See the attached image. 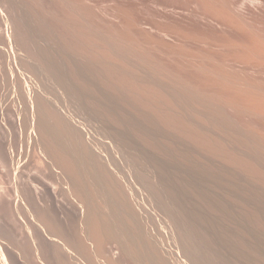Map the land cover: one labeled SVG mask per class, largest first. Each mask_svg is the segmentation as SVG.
I'll list each match as a JSON object with an SVG mask.
<instances>
[{"label":"bare ground","instance_id":"obj_1","mask_svg":"<svg viewBox=\"0 0 264 264\" xmlns=\"http://www.w3.org/2000/svg\"><path fill=\"white\" fill-rule=\"evenodd\" d=\"M7 2H9L12 5L16 6L15 8H17V4L20 2H22V0H6ZM24 1V0H23ZM30 3L33 4V1L38 2L39 4H41V7L39 9H35V10H29L30 13L33 11H35L36 13H33L32 16L36 15L37 16L40 13H44V17H48L50 20L52 18L54 19H58L59 17H61V19H64L65 17H62L60 15H62V13L64 14V9L67 10V7H64L63 5L69 6L68 10L70 11L72 6L70 5H75L73 6V9L76 6H82L81 8H88L90 10L89 13H87L88 11H86V9L83 12L86 14H90V13H97V12H93L92 7L90 8L89 2L88 1H82V0H59V1H51L50 4H46L39 2V0H28ZM41 1V0H40ZM50 1V0H49ZM91 1V0H90ZM113 2L114 3V8L111 12H100L97 13V20H112V22H116L123 24L125 27V31H127L129 33V37H130V41H133V34L131 33L132 30L139 32L140 37L142 38V40H144L143 42H145L144 44H146V46H148V51L149 54H147V57L145 55H140L139 53H137L136 55H140L145 56L146 58H148V60L150 59V57H153V50L156 51L159 55H161L162 57L160 58H165V60L163 62L160 61L159 58H157L155 60V55L152 58L154 61H150V63L154 64V65H150L149 67V63L147 62V65H144V61L146 60L145 57H143L145 60H143V63L141 65L143 68L142 69H135L134 67H129L128 65L126 66L127 68L124 69H118L117 67H112L114 65H112L113 63L116 62L117 58H120L121 56L124 57L123 55L119 56L120 54L117 55V58L115 59V56H113L112 58H109V53H107L108 56L103 57L104 55H106L104 53V55L101 57L100 59L97 58V64L98 60H104L106 57L108 58L106 61H108L109 59L111 61L114 60V62L111 63V65H107L108 68L107 69H97L95 70L93 66H80L77 64V62L74 59H69L72 68H73V73H72V80L75 83L72 85L71 82H69L68 80H66V75H65V71L64 68L62 66V63L60 61L57 62H52L50 60V58H48V54L47 57L39 55L38 52H36V63H37V69L40 71H42L43 74V81H41L42 83H44L45 85V80L47 82L50 81V83H54L55 81L58 83L59 82V86L62 89V93L67 97H70L69 95H71L73 98L77 99V102L80 100L79 99H84V96L86 98V100L88 101V103L84 100L85 102V108L84 111L87 113H90L92 115H94V117H96V119H98L101 123V127L104 130V132H106L108 135V137L111 139L115 138V142H113L111 145L114 148L115 146L117 148L120 147H125L129 150V148H135V145L132 141L133 136H131V138L129 137V132H128V128L130 129L131 126L136 127L139 125V123L141 124L140 119L144 118L145 123L147 124L146 121H148L149 124L152 125L153 131L156 133H159L163 136L165 142H167L171 147H173L178 156H177V161L179 162L180 166H181V170H179V172H174L171 170V172H174L172 174L173 178L171 175H168V173L170 172H166L168 170V168L166 167V165L164 164L165 158L161 157L160 160H158V165L161 167L158 170L161 172L160 173V177L163 178L164 180H182L185 181L189 180V182L187 181V183L189 184L191 182L192 186L186 184V186H190L191 189H187L183 191V188L180 186L179 189H181V191L178 189H176V191L174 190V193H178L179 196L181 195V197L186 196L187 193H190L191 195H189L188 197L190 198V196L194 197L193 199L198 200L201 204H195L192 203L193 206L196 208L198 207V209H196L197 211L200 212V210H202L200 207H207V209H209L208 211L212 212V214H210L213 219V214L214 219H216V216H221L217 218V220H221L218 221L219 223H221L223 225V228H221L222 230H219L217 232H225L223 237L224 242L227 244V246L229 245L231 248H233V244H235L236 246H239L240 248H245V250L240 249L239 247L234 248V249H240V250H233L234 251V256L237 257V259H235V257L232 259L237 260L238 258L248 262H251L253 264H264V0H109L108 2ZM142 2L145 4V6H147L146 4H151L154 6V9L152 8L153 13H139L138 12H134L131 11V8H134V6L136 5V2ZM25 2V1H24ZM27 2V0H26ZM48 2V1H47ZM55 2V3H54ZM88 2V3H87ZM3 3V2H2ZM99 3V2H98ZM7 4V3H6ZM9 4V5H10ZM89 4V5H88ZM3 5L5 6V4L3 3ZM143 5V4H142ZM151 5L149 7H151ZM2 6V5H0ZM4 6H2L4 8ZM144 6V5H143ZM1 8V7H0ZM3 8H1L3 10ZM80 8V7H79ZM79 8H75V9H79ZM5 9V8H4ZM10 9V8H9ZM21 9V8H20ZM151 9V8H149ZM17 10V9H16ZM71 12H75L77 10H74ZM81 10V9H80ZM1 11V10H0ZM6 11V10H3ZM1 11V12H3ZM8 11V10H7ZM18 11V10H17ZM24 11V9H23ZM26 11V10H25ZM24 11V13H25ZM68 11V14L70 13ZM0 12V13H1ZM9 12V11H8ZM11 12V11H10ZM28 12V10H27ZM66 12V11H65ZM78 12V11H77ZM80 12V11H79ZM83 12H80L81 14H83ZM21 13V12H20ZM42 13V14H43ZM67 13V12H66ZM83 14V15H85ZM5 16V14H3ZM19 15V14H18ZM31 15V14H30ZM16 16V15H14ZM12 16V17H14ZM24 16V15H22ZM19 16V17H22ZM82 16V15H79ZM11 17V16H10ZM25 17H29V14H27ZM41 17V16H40ZM43 17V15H42ZM41 17V18H42ZM84 17V16H83ZM30 18V17H29ZM33 18V17H32ZM70 18V19H69ZM66 18L69 20H71V17ZM75 20L76 18H78V16L74 17ZM99 18V19H98ZM2 19V18H1ZM22 19V18H21ZM25 19V18H24ZM23 19V20H24ZM54 19H52L54 21ZM12 20V19H11ZM35 20V19H34ZM39 20V19H38ZM80 20V19H79ZM85 20V19H84ZM90 20V19H89ZM9 21V19H8ZM15 21V20H14ZM37 21V20H36ZM60 21L59 19L54 21L56 23H60L58 22ZM65 21V19H64ZM73 21V20H71ZM86 21V20H85ZM5 22V21H3ZM25 22V21H23ZM27 22V20H26ZM25 22V23H26ZM74 22V21H73ZM84 22V21H83ZM6 23V22H5ZM28 23V22H27ZM52 23V22H51ZM50 23V24H51ZM55 23V25H56ZM66 23L67 20H66ZM70 23V22H69ZM67 25H71L70 27H75V22L74 25L72 26V22L70 24ZM78 23V22H76ZM80 23V22H79ZM47 25H41L39 24L41 27L40 31H42L43 33H48L49 34H54L56 32V28L52 27V25H48V22L46 23ZM54 24V23H52ZM57 24V26H58ZM62 25H64L61 22ZM1 25V24H0ZM11 25V22H10ZM18 25V22H17ZM24 25V24H23ZM27 25V24H26ZM60 25V24H59ZM66 25V24H65ZM64 25V26H65ZM66 25V26H67ZM82 25V24H81ZM6 27V24L4 25ZM2 26V28L4 27ZM66 26L63 28L64 31L68 32L71 31L72 34V30H74L73 28H71V30L69 29H65ZM4 27V28H5ZM14 27H16L14 25ZM22 27V26H19ZM25 27V26H24ZM63 27V26H62ZM69 27V26H68ZM83 27V26H81ZM100 27V26H99ZM98 27V28H99ZM8 29V26L6 27ZM13 28V26H12ZM27 28V27H26ZM59 29V26L57 27ZM61 28V26H60ZM78 29V27H76ZM80 28V26H79ZM102 28V27H100ZM6 29V30H7ZM18 29V27H17ZM21 30V28H19ZM25 29V28H24ZM75 29V30H77ZM2 30V29H1ZM10 30V28H9ZM61 30V29H59ZM57 30V32L59 31ZM84 30L85 27H84ZM4 31V29L2 30V32ZM11 31V30H10ZM29 31V30H27ZM63 31V30H62ZM83 31V30H82ZM80 30V33L82 32ZM100 31V30H99ZM12 32V31H11ZM14 32V30H13ZM55 33L58 36L60 35V33ZM60 32V31H59ZM87 32V31H85ZM104 31L102 30L101 33H103ZM9 33V32H8ZM22 33V32H21ZM28 33V32H27ZM30 33V31H29ZM42 34V35H45ZM88 33V32H87ZM87 33H83L85 35H87ZM14 34V33H11ZM10 34V35H11ZM17 34V33H15ZM63 34H66L63 32ZM62 33V37H65ZM70 34V35H71ZM122 33H120L121 35ZM2 35V36H1ZM5 34H0V39L3 41V39L5 40V38L3 37ZM34 35V34H33ZM67 35V34H66ZM79 35V34H78ZM105 35V34H103ZM113 37L109 39V37H99L100 40L102 42L99 41V39L97 40V45L101 44V43H105V44H110L111 46H113L114 48H118L119 44L118 42H120V37H122V35H118L117 33H113ZM27 36V35H25ZM29 36V35H28ZM53 36V35H51ZM56 36V35H55ZM72 36H74V34H72ZM81 36V35H80ZM79 36V37H80ZM120 36V37H119ZM6 37V35H5ZM15 38V36H13ZM18 37V36H17ZM40 37V36H39ZM46 37V36H45ZM61 37V38H62ZM71 37V36H70ZM69 37V38H70ZM78 37V38H79ZM124 37V36H123ZM122 37V38H123ZM3 38V39H2ZM9 38V37H8ZM21 38V37H20ZM24 38V37H23ZM28 38V37H27ZM26 38V39H27ZM43 38V37H42ZM56 38V37H54ZM68 38V39H69ZM77 37H75V43L78 45V39L76 40ZM80 38H85L80 37ZM90 38V37H89ZM32 39V38H30ZM28 39V40H30ZM41 39V38H39ZM46 39V38H44ZM43 39V40H44ZM70 39H73V37H71ZM92 40V38H90ZM16 40H18V38H16ZM15 40V41H16ZM27 40V41H28ZM47 40V39H46ZM45 40V41H46ZM49 40V37H48ZM67 40V39H66ZM65 40V41H66ZM81 40V39H80ZM85 41L88 39H84ZM95 39H93L94 42ZM123 40V39H121ZM9 41H11L9 39ZM8 41V42H9ZM42 42V39L40 40ZM70 40H68L67 42L69 43ZM72 41V40H71ZM70 41V42H71ZM89 41V40H88ZM125 41V40H124ZM1 42V41H0ZM12 42V41H11ZM10 42V43H11ZM22 42V40H21ZM25 42V41H24ZM23 42V43H24ZM32 42V40H31ZM30 42V43H31ZM35 41H33L34 44ZM66 42V43H67ZM92 42V41H89ZM122 42V41H121ZM142 41H140L141 43ZM2 43V42H1ZM20 43V42H19ZM73 43V44H75ZM87 43V41H86ZM96 43V41H95ZM3 44V43H2ZM31 44V45H33ZM44 44V43H43ZM75 44V47H77V45ZM105 44H101L102 46ZM29 45V46H31ZM37 45V42H36ZM40 45V44H39ZM47 45V44H46ZM70 45V43H69ZM143 45V43H142ZM27 46V45H26ZM34 46V45H33ZM100 46V45H99ZM102 46H100L102 48ZM107 46V45H105ZM118 46V47H117ZM121 46H125L123 45V43L121 44ZM120 46V47H121ZM28 47V46H27ZM37 47V46H34ZM82 47V46H81ZM93 47V46H92ZM96 47V46H95ZM112 47V48H113ZM145 50V45L143 46ZM5 48V47H4ZM11 48V47H10ZM9 46H7L6 49H10ZM29 48V47H28ZM43 48V47H42ZM78 48V47H77ZM104 48V47H103ZM106 48V47H105ZM108 48H110V46H108ZM113 50L115 51L116 49ZM123 48V47H121ZM120 48V51L122 52L123 50ZM153 49L152 51L149 50ZM13 48H11L10 50H12ZM17 49V48H16ZM15 49V50H16ZM26 49V48H25ZM100 50V48L98 47L97 50ZM111 49V48H110ZM109 49V50H110ZM125 49V47H124ZM19 50V49H18ZM95 49V51H97ZM112 50V49H111ZM110 50V51H111ZM119 50V49H118ZM7 51V50H6ZM14 50H12L11 52H13ZM17 51V50H16ZM15 51V52H16ZM32 51V50H31ZM102 51V50H101ZM116 50V53L120 52ZM18 54L22 53L17 51ZM48 52V51H46ZM50 52V51H49ZM48 52V53H49ZM76 52V51H75ZM79 52V51H78ZM99 52V51H98ZM103 52V51H102ZM100 52V53H102ZM120 52V53H121ZM147 52V50H146ZM152 52V53H151ZM28 53V52H27ZM31 53V52H30ZM33 55L35 53V50L32 52ZM38 53V55H37ZM81 53V52H80ZM110 53H113L112 51ZM115 53V52H114ZM113 53V54H114ZM127 53V52H126ZM135 52H133L134 54ZM144 53V52H143ZM148 53V52H147ZM155 53V54H157ZM2 54V53H1ZM5 54H7L5 52ZM13 54V53H12ZM24 54V53H23ZM22 54V55H23ZM121 54H125L124 52ZM152 54V55H151ZM4 55V54H3ZM30 55V54H28ZM27 55V56H28ZM32 55V56H33ZM76 55V54H75ZM82 55V53H81ZM101 55V54H100ZM135 55V54H134ZM138 55V56H139ZM151 55V56H150ZM6 56V55H5ZM10 56V55H9ZM19 56V55H18ZM21 56V54H20ZM54 56V55H53ZM80 56V55H79ZM84 56V55H82ZM86 56V55H85ZM89 55H87L86 57H88ZM91 56V57H90ZM89 57L95 58L94 54L90 55ZM119 56V57H118ZM136 56V57H138ZM139 56V59H141V57ZM149 56V57H148ZM13 57V56H12ZM15 57V56H14ZM23 57V56H22ZM121 60L125 59L122 58ZM88 58V59H90ZM92 58V59H93ZM104 58V59H103ZM142 58V59H143ZM17 59V58H16ZM55 59V58H52ZM59 59V58H58ZM136 59V58H135ZM138 59V62L140 61ZM141 59V60H142ZM159 59V60H158ZM87 60V59H86ZM91 60V59H90ZM89 60V61H90ZM96 60V59H94ZM94 60H91L92 62L89 63L90 65L96 64L94 63ZM118 64L122 63L123 65L127 64V61H122L120 59H117ZM126 60V59H125ZM3 61V60H2ZM7 61V60H6ZM51 61V62H50ZM104 60V62H106ZM119 61L121 63H119ZM4 62V61H3ZM2 62V63H3ZM16 62V61H15ZM23 62V61H22ZM50 62V63H49ZM96 62V61H95ZM102 62V61H101ZM101 62L99 64H101ZM109 62V61H108ZM127 62V63H126ZM142 61H140L141 63ZM17 63V62H16ZM20 62H18L17 64H19ZM88 64V62H86ZM103 63V62H102ZM107 63V62H106ZM105 63V64H106ZM110 63V62H109ZM130 64H132L131 62H129ZM167 63V64H166ZM5 64V63H4ZM31 64V63H29ZM96 64V65H97ZM98 64V65H99ZM108 64V63H107ZM121 64V65H122ZM3 65V64H2ZM104 66V63L102 64ZM133 65V64H132ZM17 66V65H15ZM33 66V65H32ZM36 66V65H35ZM101 66V65H100ZM153 66V67H151ZM10 67V66H9ZM30 67V66H29ZM99 67V66H98ZM96 67V68H98ZM105 67V66H104ZM111 67V68H109ZM122 67V66H121ZM100 68V67H99ZM34 69V68H33ZM4 70V69H3ZM36 70V71H38ZM23 72V71H21ZM28 72V71H27ZM14 74V72L12 73ZM40 74V73H39ZM112 74H114L119 82V84L115 85L114 88H112L110 85L108 87H103L98 85L96 82L97 81H109L110 82H114L116 79L115 77L113 78ZM4 75V74H3ZM17 76V74H15ZM22 75V74H21ZM6 76L8 77L7 73ZM11 76V75H10ZM14 78H17V77ZM20 76V75H19ZM42 76V75H41ZM13 77V76H12ZM12 77H10V79L12 81H14L12 79ZM21 77V76H20ZM25 77V76H24ZM22 77V79L24 78ZM45 77H47L49 80L44 79ZM29 78V79H28ZM27 78V82L25 79V82L28 87V91L26 94H22L23 97L21 98V101L23 103L26 104V106L28 105L29 108L32 109V111H39L38 108L41 106V103L47 107L49 105V108H51V110L49 111V113L47 111H45L46 115H50L49 117L51 118L53 116L54 119H57L56 117H54V115H58L60 111V107H59V111L55 110L58 107V102H57V106L54 104H52L50 101H53L50 99V97L48 96L50 93V89H48V95L45 91V89L43 90L41 83L39 81H37L34 77L29 76ZM38 79V78H37ZM57 79V80H56ZM122 79H127V81L123 80V83L128 85L129 83V79L130 81L134 80L135 83L137 82V84L131 82V85L129 86H121V80ZM132 79V80H131ZM1 80V78H0ZM16 80V79H15ZM20 80V79H19ZM23 84H24V80ZM76 81L83 85L85 87V90L79 88L76 85ZM20 82V81H19ZM113 82L111 84H113ZM117 82V81H116ZM117 82V83H118ZM127 82V83H126ZM9 83V82H8ZM13 83V82H12ZM73 83V82H72ZM133 83V84H132ZM11 84V83H10ZM15 84V83H14ZM18 84V83H17ZM21 84V82H20ZM110 84V83H109ZM114 84H116L114 82ZM57 85V84H56ZM15 86V85H14ZM54 86V84H53ZM52 86V87H53ZM19 87V86H18ZM21 87V86H20ZM48 88V86H46ZM26 88V87H24ZM45 88V87H44ZM59 88H57L58 90ZM27 90V89H26ZM50 90V91H49ZM113 90V93H112ZM20 92V91H19ZM24 92L21 90V93ZM59 92V90H58ZM15 94V93H14ZM60 93H58L59 95ZM62 96V94H60ZM59 95V96H60ZM63 95V96H64ZM53 97V95H52ZM56 97V96H55ZM54 97V98H55ZM18 98V97H17ZM20 98V97H19ZM129 98V99H128ZM133 100L134 102V108L133 110L132 107L130 109L131 111H129V109L127 108V104L129 105L128 101ZM23 99V100H22ZM57 99V98H56ZM64 99V98H63ZM72 98H70L71 100ZM66 101H68L67 99H65ZM74 101V99H72ZM71 100V101H72ZM131 100L130 105H131ZM20 101V102H21ZM43 101V102H41ZM59 101V100H58ZM21 102V103H22ZM76 102V101H75ZM76 102V103H77ZM16 103V102H15ZM18 103V102H17ZM51 103V104H50ZM65 103V102H64ZM74 103V102H73ZM132 103V104H133ZM24 104V105H25ZM54 105V107H56L54 109V107L52 106ZM59 105L61 106V103H59ZM73 105V104H72ZM126 105V106H124ZM129 105V106H130ZM133 106V105H131ZM63 108V103L62 106ZM66 107V106H65ZM64 107V108H65ZM70 107V106H69ZM80 107V105L78 106ZM125 107L128 109V111H126ZM63 108V109H64ZM75 108V107H74ZM30 109V110H31ZM41 109V108H39ZM67 109V108H66ZM79 109H82V107H80ZM27 110V109H26ZM42 110V109H41ZM40 110V112H41ZM77 110V109H76ZM31 111V112H32ZM43 111V110H42ZM57 111V112H56ZM68 109L66 110L65 114L68 113L67 112ZM126 112H131L130 114L135 116V120H131V121H127L122 115L125 116H130V114H126ZM133 111V113H132ZM27 112V111H26ZM55 113L54 115L51 113ZM71 112V111H70ZM16 113V111H15ZM22 113V112H21ZM30 113V111H29ZM28 113V114H29ZM43 112H41L42 115ZM61 113H63L61 111ZM64 114V113H63ZM64 114V115H65ZM70 115V114H68ZM77 115V114H76ZM80 115V114H79ZM24 116V115H23ZM45 116V114H44ZM59 116V115H58ZM74 116V115H73ZM82 116V115H81ZM37 117V116H36ZM47 116H45V118H42L41 116L39 117L42 119H46ZM67 117V116H66ZM64 116H59V118H62L61 120L66 121L67 119ZM75 117V116H74ZM80 117V116H79ZM92 117V116H91ZM53 118H51L53 120ZM58 118V119H59ZM71 118L70 116L68 117V119ZM28 119V118H27ZM26 119V120H27ZM49 119V118H48ZM50 119V120H51ZM55 120V121H59L60 123V119L59 120ZM94 119V118H93ZM95 119V120H96ZM47 120V119H46ZM45 120V121H46ZM72 120V119H71ZM97 120V121H98ZM143 120V119H142ZM29 121V119H28ZM41 121V120H40ZM70 121V119H69ZM115 121V122H114ZM140 121V122H139ZM47 122V121H46ZM44 122V123H46ZM67 122V121H66ZM64 122V123H66ZM72 122V121H71ZM144 122V121H143ZM23 123V122H22ZM36 123H38L36 121ZM49 126H52L54 124H52L51 122H48ZM47 123V124H48ZM52 125H51V124ZM63 123V121H62ZM68 123V122H67ZM47 124L45 125L47 127ZM57 124V123H56ZM61 124V123H60ZM58 124V125H60ZM70 124V123H69ZM74 124V123H71ZM69 126V128H71L73 130V125ZM40 125V124H38ZM42 125V124H41ZM62 125V124H61ZM60 125V126H61ZM65 125V124H63ZM67 125V128H66ZM64 127L66 129H68V124H66ZM77 125V124H76ZM83 125V124H82ZM151 125H149L151 127ZM30 126V124H29ZM37 126V125H36ZM44 126V127H45ZM75 126V125H74ZM97 126V125H96ZM99 126V128H100ZM55 127V126H53ZM57 127V126H56ZM80 127V126H79ZM95 127V125H94ZM37 128H39V126H37ZM52 129V128H51ZM75 129V128H74ZM81 129V128H80ZM100 129V130H102ZM135 130V128H133ZM133 129H131L132 131H134ZM139 129V126L138 128ZM44 130V129H43ZM46 130V129H45ZM49 130V128L47 129V131ZM57 130V129H56ZM62 132L65 131L63 129H61ZM42 131V128H41ZM52 131V130H51ZM54 131V129H53ZM60 131V130H59ZM74 131V130H73ZM97 131V130H95ZM140 131V130H139ZM151 131V129H150ZM40 132V131H39ZM43 132V131H42ZM50 132V131H49ZM61 132V133H62ZM83 132V131H82ZM137 131L135 130V133ZM44 133V132H43ZM47 133V132H46ZM65 133V132H64ZM71 133V131H70ZM129 133V134H128ZM134 133V132H133ZM134 133V134H135ZM138 133V132H137ZM150 133V132H149ZM51 134V133H50ZM53 134V132H52ZM132 134V133H131ZM130 134V135H131ZM147 135V133H145ZM45 135V133H44ZM44 135L41 137L43 138ZM48 135V134H47ZM58 135V134H57ZM56 135V136H57ZM61 135V134H60ZM72 136V133L70 134ZM93 135V134H92ZM102 135V134H101ZM133 135V134H132ZM149 135V134H148ZM143 136L145 137V141L146 138L149 136ZM52 138H54L53 135H51ZM50 136V137H51ZM65 136H67V134L65 133ZM69 136V135H68ZM74 136V134H73ZM79 136V135H78ZM76 136V137H78ZM111 136V137H110ZM135 136V135H134ZM139 136V135H138ZM29 137V136H28ZM27 137V138H28ZM39 137V138H41ZM46 137V136H45ZM58 138L60 136H57ZM85 137V136H84ZM83 137V138H84ZM106 137V136H105ZM131 139V141L129 140V138ZM136 137V136H135ZM31 138V137H30ZM47 138V137H46ZM44 138V139H46ZM49 138V137H48ZM61 138V137H60ZM68 137H66L67 139ZM70 138V137H69ZM81 138V137H80ZM78 138V140L80 139ZM143 138V137H142ZM141 138V140H142ZM72 139V137H71ZM135 139V138H134ZM55 140H58L57 138H55ZM54 140V143H56ZM62 139H59V141H61ZM75 140V138H74ZM144 140V139H143ZM150 140V139H149ZM147 140V143L148 141ZM42 141H44L42 139ZM49 141V140H48ZM53 141V140H51ZM50 141V142H51ZM73 140H71L72 142ZM112 141V140H111ZM114 141V140H113ZM137 141V140H136ZM29 142V141H28ZM49 142V143H50ZM78 142V141H77ZM100 142H102L100 140ZM131 142V143H130ZM98 143V142H97ZM141 145L143 146L145 143L140 142ZM53 144V143H52ZM58 144V142H57ZM62 144V143H61ZM74 144V143H73ZM137 144V143H135ZM143 144V145H142ZM47 145V144H46ZM72 145V144H71ZM122 145V146H121ZM138 145V144H137ZM57 146V145H56ZM59 146V145H58ZM61 146V145H60ZM115 147V148H116ZM139 147V146H138ZM59 148V147H58ZM124 148V149H125ZM147 148V146L145 147ZM63 149V146H62ZM61 149V150H62ZM138 149H141L138 148ZM144 148L142 147V150ZM97 150V149H96ZM146 150V149H145ZM131 152H133L130 149ZM140 151V150H139ZM6 151H4L5 153ZM9 152V151H8ZM14 152V151H13ZM115 152V151H114ZM149 152V151H148ZM3 153V152H2ZM0 153L2 156L3 154ZM97 153V152H96ZM134 153V152H133ZM144 153V150H143ZM142 153V154H143ZM14 154V153H13ZM69 154V153H66ZM99 154V153H98ZM116 154V152H115ZM121 154V153H120ZM123 154V152H122ZM153 154V153H152ZM117 155V154H116ZM136 155V154H135ZM146 155V153H145ZM155 155V154H154ZM154 155L152 158H154ZM4 156V155H3ZM14 156V155H13ZM125 156V155H124ZM131 157L129 158L130 161H133L135 163L136 158H134L133 160V155L131 153L130 155ZM133 156V157H132ZM139 156V155H138ZM142 156V155H141ZM158 156V155H157ZM6 157V156H5ZM11 157V155H10ZM111 157V156H110ZM117 157V156H116ZM119 157V155H118ZM137 157V156H136ZM149 157V156H146ZM156 157V156H155ZM112 158V157H111ZM125 158V157H124ZM158 158V157H157ZM3 159V158H2ZM6 159V158H5ZM10 159V158H9ZM14 159V157H13ZM51 159V158H50ZM116 159V158H115ZM123 159V158H122ZM144 159V157H143ZM12 160V159H11ZM62 160V159H61ZM64 160V159H63ZM139 161L142 160L141 158L138 159ZM147 160V159H145ZM155 160V159H154ZM4 161V160H3ZM99 161V160H98ZM127 161V159L125 160ZM153 161V160H152ZM13 162V161H12ZM115 162V161H114ZM129 162V160H128ZM127 162V163H128ZM133 162H131V164H133ZM142 162V161H141ZM149 159L147 160V165L149 163ZM157 162V161H156ZM154 162V163H156ZM65 163V162H64ZM72 163V162H70ZM126 163V164H127ZM137 163V162H136ZM140 163V162H138ZM152 163V162H151ZM8 164V163H7ZM61 164V163H59ZM69 164V163H68ZM109 164V163H108ZM114 164V163H113ZM76 165V164H75ZM79 165V164H78ZM117 165V163H116ZM113 165V166H116ZM137 165V164H135ZM146 165V166H147ZM152 165V164H151ZM155 165V164H154ZM152 165V166H154ZM7 166V165H6ZM20 166V165H19ZM18 166V167H19ZM48 166V165H47ZM55 166V165H53ZM62 166V165H61ZM60 166V167H61ZM66 166V165H65ZM83 166V165H82ZM112 166V167H113ZM132 166V165H130ZM139 166V165H138ZM69 167V166H67ZM109 167V166H108ZM134 167V166H133ZM132 167V169H133ZM145 167V166H144ZM48 168V167H47ZM54 167H51V169ZM62 168V167H61ZM70 168V167H69ZM114 168V167H113ZM149 168V167H148ZM157 168V167H156ZM49 169V168H48ZM50 169V170H51ZM55 169V168H54ZM60 169V168H58ZM67 169V168H66ZM63 170L64 172L66 171ZM81 169V168H80ZM84 169V168H83ZM107 169V168H106ZM138 170V168H136ZM135 169V170H136ZM141 169V167H140ZM143 169V168H142ZM141 169V170H142ZM145 169V168H144ZM155 169V168H154ZM60 170V171H61ZM73 170V168H72ZM76 171V168L74 169ZM89 170V169H88ZM110 170V168H109ZM112 170V169H111ZM119 170V169H118ZM49 171V170H48ZM100 171V170H99ZM105 171V170H104ZM129 171V170H128ZM67 172V171H66ZM70 172H72L70 170ZM111 172V171H109ZM114 172V171H113ZM112 172V173H113ZM130 172V171H129ZM138 172V171H137ZM141 172V171H140ZM138 172V173H140ZM147 172V171H146ZM6 173V172H5ZM52 173V172H51ZM69 173V171L67 172ZM74 173V171L72 172V174ZM76 173V172H75ZM111 173V174H112ZM135 173V172H134ZM144 173V172H143ZM154 173V172H153ZM152 173V174H153ZM159 173V172H158ZM7 174V173H6ZM63 177H64V173ZM86 174V173H85ZM91 174V173H90ZM110 174V173H109ZM116 174V173H115ZM145 174V173H144ZM149 174V173H148ZM147 174V175H148ZM157 173H155L154 175H152L151 177H147L149 181H152L153 179L151 178H155L157 180L154 179V181L158 182L161 178L158 176V178H156ZM8 175V174H7ZM13 175V172H12ZM70 175V174H69ZM78 175V174H76ZM92 175V174H91ZM100 175V174H99ZM114 175V174H113ZM117 175V174H116ZM138 175V174H137ZM9 176V175H8ZM14 176V175H13ZM60 176V175H58ZM88 176V175H87ZM101 176V175H100ZM128 177L131 175H127ZM134 176V175H133ZM3 177V176H2ZM7 177V176H6ZM15 177V176H14ZM57 177V176H56ZM72 177V176H71ZM70 177V178H71ZM76 177V176H75ZM79 177V176H78ZM77 177V178H78ZM83 177V176H81ZM95 177V176H94ZM110 177V176H109ZM138 178V176H136ZM140 178H142L143 176H139ZM112 179V177H110ZM139 178V179H140ZM145 178V177H144ZM160 178V179H159ZM34 179V178H33ZM58 179V178H56ZM61 179V178H60ZM63 179V178H62ZM61 179V180H62ZM72 179V178H71ZM75 179V178H74ZM85 179V178H84ZM107 179V178H106ZM115 179V178H113ZM122 179V178H120ZM138 179V180H139ZM35 180V179H34ZM65 180V179H64ZM67 180V179H66ZM101 180V179H100ZM103 180V179H102ZM108 180V179H107ZM128 180V178L126 179V181ZM133 178L131 179V183H132ZM141 180V179H140ZM147 180V179H146ZM2 181H4V179H2ZM32 181V180H31ZM57 181V180H56ZM75 181V180H73ZM77 183L78 180L76 179ZM80 181V180H79ZM88 181V180H87ZM105 182H107L106 180H104ZM110 181V179L108 180ZM130 181V180H129ZM128 181V183H130ZM137 181V180H136ZM144 181V180H143ZM161 181V180H160ZM167 181V183H169ZM178 181V182H180ZM4 182H8V181H4ZM3 182V183H4ZM13 182V181H11ZM26 182V181H25ZM53 182V181H52ZM51 182V184H52ZM72 182V181H70ZM94 182V181H93ZM97 182V181H96ZM112 182V181H111ZM116 182V181H115ZM140 182V181H139ZM156 182V184H157ZM24 183V182H23ZM33 183V182H32ZM54 183V182H53ZM75 183V182H74ZM73 183V184H74ZM76 183V184H77ZM80 183V182H79ZM81 183H83V180H81ZM121 183L123 184V182L121 181ZM143 183V182H142ZM154 183V182H153ZM162 182H160L161 184ZM171 183V182H170ZM173 183V182H172ZM185 183V182H184ZM14 184V183H12ZM37 184V183H36ZM50 184V185H51ZM56 184V183H55ZM61 184V183H60ZM67 184V183H66ZM66 184L64 186H66ZM71 184V183H70ZM73 184H71L73 186ZM96 184V183H95ZM108 184V182H107ZM115 185V183H113ZM118 184V183H116ZM120 184V185H122ZM125 184V182H124ZM145 184V183H144ZM164 183H162L163 185ZM176 184V183H175ZM179 184V183H178ZM21 185V184H20ZM19 185V186H20ZM59 185V184H58ZM57 185V186H58ZM63 185V184H62ZM60 185V186H62ZM79 185V184H78ZM86 185V184H85ZM97 185V184H96ZM100 185V184H99ZM106 185V184H105ZM151 185V182H150ZM165 185V184H164ZM14 186V185H13ZM16 186V185H15ZM24 186L26 187V185L24 184ZM29 187L32 185H28ZM34 186V185H33ZM37 186V185H36ZM56 186V187H57ZM83 186V185H81ZM108 186H110V184H108ZM153 186V185H152ZM156 186V185H155ZM154 186V187H155ZM167 186V185H165ZM165 186H163V188H165ZM175 186V185H174ZM177 186V185H176ZM177 186V187H179ZM187 186V188H188ZM2 187V186H1ZM23 187V186H22ZM49 187V186H47ZM55 187V186H54ZM53 187V188H54ZM63 187V186H62ZM77 186L75 185V187L70 188V190L75 189ZM98 187V186H97ZM116 189L117 186L115 185ZM124 187V186H123ZM158 187V184H157ZM175 187V188H177ZM4 188V187H2ZM13 188V187H12ZM31 188V187H30ZM37 188V187H36ZM65 188V187H64ZM108 188V187H107ZM122 188V187H121ZM120 188V189H121ZM126 188V186L124 187ZM147 188V187H145ZM7 189V188H6ZM4 189V190H6ZM11 189V188H10ZM24 189V188H23ZM49 189V188H48ZM67 189V188H66ZM112 189V188H111ZM115 189V188H114ZM161 189V188H160ZM167 189V188H166ZM169 189V188H168ZM30 190V189H29ZM28 190V191H29ZM33 190V188H32ZM51 190V189H50ZM57 190V188H56ZM90 190V189H89ZM99 190V189H98ZM106 190V189H105ZM103 190V191H105ZM124 190V189H123ZM159 190V189H158ZM158 190L156 191V193L158 194ZM164 190V189H163ZM14 191V190H13ZM16 191V190H15ZM34 191V190H33ZM40 191V190H39ZM54 191V190H52ZM58 191V190H57ZM55 191V192H57ZM62 191L64 192V190L62 189ZM77 191V189L75 190ZM74 191V192H75ZM102 191V190H101ZM128 191V190H127ZM150 191V190H149ZM172 191V190H171ZM8 192V190H7ZM12 192V191H11ZM19 192V191H17ZM30 192V191H29ZM37 192V191H36ZM48 192V191H47ZM46 192V194H47ZM119 192V191H118ZM125 192V191H123ZM151 192V191H150ZM153 192V191H152ZM186 192V193H183ZM9 193V192H8ZM25 193V192H24ZM23 193V194H24ZM31 193V192H30ZM39 193V192H38ZM45 193V192H44ZM51 193V192H50ZM59 193V192H58ZM79 193L80 192H76ZM81 193H83L81 191ZM89 193V192H88ZM102 193V192H101ZM100 193V194H101ZM119 193L120 196L119 197H123L121 196L123 193L120 191ZM118 193V194H119ZM126 193V192H125ZM172 193V192H171ZM173 193V194H174ZM10 194V193H9ZM15 194V193H13ZM12 194V195H13ZM17 194V193H16ZM15 194V195H16ZM29 194V193H28ZM60 194V193H59ZM127 194V193H126ZM156 194V195H157ZM161 194V192H160ZM172 194V195H173ZM10 195V196H12ZM20 195V194H19ZM32 195V194H31ZM39 195V194H38ZM74 195V194H73ZM95 195V194H94ZM111 195V193H110ZM114 195V194H113ZM117 195V194H116ZM124 195V194H123ZM128 195V194H127ZM153 194H151L152 196ZM167 195V194H165ZM169 195V194H168ZM188 195V194H187ZM8 197H10L9 195H6ZM14 196V195H13ZM23 196V195H22ZM30 196V195H29ZM40 196V195H39ZM79 196V195H78ZM83 197V195H81ZM85 196V194H84ZM100 196V195H99ZM102 196V195H101ZM103 196H105V194L103 193ZM118 196V195H117ZM117 196H115L117 200H121L124 201L125 199V195L124 198H118ZM158 196V195H157ZM15 197V196H14ZM14 197H12L14 199ZM33 197V196H32ZM53 197V196H52ZM76 197V196H75ZM89 197V195H88ZM94 197V196H93ZM113 197V196H112ZM132 197V196H131ZM164 197V196H163ZM171 197V196H168ZM173 197V196H172ZM171 197V198H172ZM17 198V197H15ZM19 198V196H18ZM40 198V197H38ZM80 198V196H79ZM77 198V199H79ZM101 198V197H100ZM107 198V197H106ZM111 198V197H110ZM133 198V197H132ZM155 198V197H154ZM175 198V197H173ZM185 198V197H184ZM28 199V197H27ZM31 201V198H29ZM35 199V198H33ZM37 199V198H36ZM76 199V198H75ZM83 199V198H81ZM79 199V200H81ZM97 199V198H96ZM94 199V200H96ZM112 199V198H111ZM124 199V200H123ZM166 199V198H165ZM169 201L170 198H168ZM178 199V198H177ZM11 200V199H10ZM26 200V199H25ZM88 200V199H86ZM91 200V199H90ZM88 200V201H90ZM110 200V199H109ZM114 200V199H113ZM128 199L125 200V204H126V208L128 209L127 211L129 212V210L131 211H135L133 208V204L129 202ZM132 200V199H131ZM157 200V198H156ZM175 200V199H174ZM181 200V199H179ZM185 200V199H183ZM188 200V199H187ZM8 201V200H7ZM14 200H11V202H13ZM23 201V200H22ZM35 201V200H33ZM77 201V200H76ZM84 201V200H83ZM93 200H91L92 202ZM106 201V200H105ZM135 201V200H134ZM162 201V200H161ZM166 201V200H165ZM173 201V200H172ZM178 201V200H176ZM29 202V201H28ZM27 202V203H28ZM32 202V201H31ZM96 202V201H95ZM107 202V201H106ZM136 202V201H135ZM167 202V201H166ZM182 202V201H181ZM188 202V201H186ZM194 202V201H193ZM5 203V202H4ZM8 203V202H7ZM36 203V202H35ZM85 205V202H83ZM82 203V204H83ZM89 203V202H88ZM123 203V202H121ZM120 203V204H121ZM179 203V202H178ZM26 204V202L24 203ZM32 204V203H31ZM81 204V203H79ZM95 204V203H92ZM98 204V203H97ZM99 204L101 205L100 201ZM98 204V205H99ZM110 205V203H107ZM114 204V203H113ZM117 205V203H115ZM171 204V203H170ZM181 204V203H180ZM179 204V205H180ZM189 204V203H188ZM8 204H6L7 206ZM14 205V204H13ZM12 205V206H13ZM35 205V204H34ZM76 205V203H75ZM83 205V206H84ZM128 205V206H127ZM136 205V203H135ZM11 206V205H10ZM30 207H32L31 205H28ZM37 206V205H35ZM77 206V205H76ZM75 206V207H76ZM82 206V205H81ZM91 206V204H90ZM96 206V205H95ZM94 206V207H95ZM102 207L104 206V204L101 205ZM176 206V205H175ZM178 206V205H177ZM182 206V205H181ZM190 206V205H189ZM200 206V207H199ZM34 207V206H33ZM39 207V206H38ZM74 207V209H75ZM80 207V206H79ZM87 207L84 206L82 207L83 209ZM89 207V205H88ZM92 207V206H91ZM90 207V208H91ZM93 207V209H94ZM116 207V206H115ZM120 207V206H119ZM124 206H122L123 209ZM141 207V206H140ZM180 207V206H179ZM192 207V206H190ZM11 208V207H10ZM19 208V207H18ZM27 208V207H26ZM42 208V207H41ZM46 208V207H45ZM44 208V209H45ZM81 208V207H80ZM90 208L87 210L91 211ZM113 208V207H112ZM173 208V207H172ZM175 208V207H174ZM182 208V207H181ZM180 208V209H181ZM25 209V208H23ZM34 208H32V211ZM37 209V208H36ZM40 209V207H39ZM43 209V208H42ZM78 209V208H77ZM104 209V208H103ZM119 209V208H118ZM117 209V210H118ZM137 209V208H136ZM183 209V208H182ZM16 210V209H15ZM73 210V207H72ZM80 210V209H79ZM86 210V209H85ZM84 210V211H85ZM98 210V209H97ZM138 210V209H137ZM136 210V211H137ZM191 210V209H190ZM193 210V209H192ZM191 210V211H192ZM28 211V210H27ZM43 211V210H41ZM46 211V209H45ZM51 213H53L52 209L50 210ZM55 211V210H54ZM78 210H76L77 212ZM82 211V210H81ZM80 211V212H81ZM88 211V212H89ZM96 211V210H95ZM94 211V212H95ZM108 211V210H107ZM109 211H112L109 209ZM114 211V210H113ZM121 211V210H120ZM126 211V212H127ZM130 211V212H131ZM176 211V210H175ZM180 211V210H179ZM182 211V210H181ZM186 211V209H185ZM207 211V210H206ZM31 212V211H30ZM36 212V211H35ZM39 212V211H38ZM100 212V210H99ZM106 212V211H105ZM124 212V211H123ZM124 212V213H126ZM139 212V211H138ZM198 212V213H199ZM209 212V213H210ZM82 213L84 214V212L82 211ZM81 213V214H82ZM98 213V211H97ZM101 213V212H100ZM104 213V212H103ZM101 213V214H103ZM107 213V212H106ZM122 213V214H124ZM183 213V212H182ZM187 213V211H186ZM185 213V214H186ZM190 213V211H189ZM31 214V213H30ZM36 214V213H35ZM38 214V213H37ZM41 214V213H40ZM45 214V213H44ZM77 214V213H76ZM75 214V215H76ZM94 214V213H92ZM108 214V213H107ZM106 214V215H107ZM112 214V213H111ZM116 214V213H115ZM118 214V212H117ZM122 214H120L122 216ZM140 214V213H139ZM173 214V213H172ZM194 214V213H193ZM205 214V213H204ZM218 214V215H217ZM39 215V214H38ZM42 215V214H41ZM49 215V213H48ZM47 214L45 216H48ZM55 215V213L53 214ZM72 215V214H71ZM106 215H104L106 217ZM113 215V214H112ZM126 215V214H125ZM133 216L132 217V221L134 220V223H136L137 221H141L140 217H138L137 213H132ZM168 215V214H167ZM171 215V214H170ZM176 215V213L174 214ZM188 215V214H186ZM190 216L192 215L189 214ZM36 216V215H35ZM34 216V217H35ZM44 216V215H43ZM41 218V220H43L45 218ZM56 217L58 216L57 214L55 215ZM80 216V215H79ZM88 216V215H87ZM103 216V217H104ZM109 216V215H108ZM127 216V215H126ZM129 216V215H128ZM180 216V215H179ZM201 216V215H199ZM53 217V216H51ZM49 217V218H51ZM55 217V218H56ZM72 219V216H70ZM98 217V216H96ZM100 217V216H99ZM102 217V218H103ZM110 217V216H109ZM170 217V216H169ZM47 218V217H46ZM54 218V217H53ZM75 218V217H74ZM73 218V219H74ZM78 218V216H77ZM82 218V217H81ZM116 218V217H115ZM114 218V219H115ZM121 218V217H119ZM123 218V217H122ZM121 218V219H122ZM124 218H126L124 216ZM174 218V217H173ZM180 218V217H178ZM201 218V217H200ZM207 218V217H206ZM30 219V218H28ZM59 219V218H58ZM80 219V218H78ZM105 219V218H104ZM110 219V218H108ZM183 219V218H182ZM181 219V220H182ZM190 219V218H189ZM203 219V218H202ZM40 220V219H39ZM52 219H50L51 221ZM87 220V219H86ZM92 220V219H91ZM170 220V219H169ZM191 220H193L191 218ZM31 221V220H30ZM44 221V220H43ZM40 222V223H43ZM54 221V220H53ZM72 221V220H71ZM75 221V220H74ZM81 221V220H79ZM85 221V220H84ZM83 221V222H84ZM89 222V220H87ZM98 221V219H97ZM108 223V220H106ZM106 221L104 220V225L106 224ZM121 221V220H120ZM119 221V222H120ZM130 221V220H129ZM136 221V222H135ZM196 221V220H195ZM216 221V220H215ZM29 222V221H28ZM27 222V223H28ZM45 222V221H44ZM49 222V221H48ZM87 222V223H88ZM101 222V220H100ZM115 222L114 220L112 221ZM128 222V221H127ZM137 222V223H138ZM144 222V221H143ZM142 222V223H143ZM181 222V221H178ZM183 222V221H182ZM187 222V221H185ZM190 222V221H188ZM201 222V221H200ZM2 223V222H1ZM4 223V222H3ZM2 223V224H3ZM36 223V222H35ZM50 223V222H49ZM54 223V222H53ZM62 223V221H61ZM72 223V222H71ZM74 223V222H73ZM81 223V222H80ZM86 223V222H85ZM91 223V222H90ZM94 223V221H93ZM132 225H134L133 222H131ZM135 224L137 227L139 226L138 224ZM140 222V224H142ZM173 223V222H172ZM194 224V222H191ZM212 223V222H211ZM210 223V224H211ZM218 223V224H219ZM46 224V223H45ZM44 224V225H45ZM48 224V223H47ZM59 224V223H58ZM64 224V223H63ZM77 224V223H76ZM75 224V225H76ZM92 224V223H91ZM99 224V222H98ZM97 224V225H98ZM103 224V222H102ZM101 224V228L102 225ZM110 224V223H108ZM122 223H120L121 225ZM196 224V222H195ZM217 224V222H216ZM217 224V226H218ZM30 225V224H29ZM34 225V224H33ZM38 225V224H37ZM43 225V224H42ZM49 225V224H48ZM46 225V227L48 226ZM72 225V224H71ZM94 225V224H93ZM92 225V229L95 228ZM107 225V224H106ZM105 225V226H106ZM115 225V224H114ZM118 225V223H117ZM119 225V226H120ZM125 225V230H126V224ZM134 225V226H135ZM145 225V224H143ZM185 225V224H183ZM201 225V224H199ZM220 225V224H219ZM3 226V225H2ZM6 226V224L4 225ZM40 226V225H39ZM60 226V225H59ZM85 226V225H84ZM91 226V225H90ZM112 229H113V225ZM135 226V227H136ZM190 226V225H188ZM192 226V224H191ZM197 226V225H196ZM221 226V225H220ZM9 227V226H8ZM11 227V226H10ZM31 227V226H30ZM34 227V226H33ZM45 227V228H46ZM50 227V226H49ZM62 227V224H61ZM107 228L109 227L106 226ZM124 228V226L122 225L121 228ZM130 227V226H129ZM134 227V228H135ZM136 227V228H137ZM141 227L143 228V226L141 225ZM138 228L139 229L141 228ZM156 227V226H155ZM177 227V226H176ZM235 228L236 232H238V234L234 235L233 230L231 228ZM5 228V227H4ZM52 228V226H51ZM53 227L52 231H54ZM58 228V227H57ZM56 228V229H57ZM60 228V227H59ZM87 228V227H86ZM91 228V227H90ZM99 227L100 230L101 229ZM110 228V227H109ZM119 228V227H118ZM120 228V229H121ZM132 228V227H131ZM135 228V229H136ZM152 228V227H151ZM157 228V227H156ZM155 228V229H156ZM178 228V227H177ZM207 228V227H206ZM218 227H216L217 229ZM220 228V227H219ZM238 230H237V229ZM48 232L50 233L49 228ZM61 229V228H60ZM62 229H64L62 227ZM96 229V228H95ZM104 229V228H102ZM101 229V230H102ZM106 229V228H105ZM117 229V227H115L113 229V232L110 229L112 233L111 236H107L111 240H117L120 241V238H122L121 240L123 241V233H124V229L120 230V233L122 234L121 237L119 238L120 235L115 234V230ZM145 229V227H144ZM153 229V228H152ZM154 230V233L157 232ZM160 229V228H159ZM185 229V227H184ZM190 229V228H189ZM202 229V228H201ZM210 229V228H209ZM4 229H2L3 232ZM30 230V229H29ZM33 230V228H32ZM36 230V229H35ZM42 230V229H41ZM77 230L79 231L80 229L77 228ZM84 230V229H83ZM124 230V231H123ZM132 230V229H131ZM141 230V229H140ZM179 230V229H178ZM188 230V229H187ZM194 230V229H193ZM192 230V231H193ZM224 230V231H223ZM9 231V230H8ZM40 231V230H39ZM38 231V232H39ZM55 234L57 235V231L55 230ZM65 231V230H64ZM62 231V233L64 232ZM75 231V230H74ZM103 231V230H102ZM130 231V230H129ZM133 231V230H132ZM137 232V230H134ZM148 231V230H147ZM160 231V230H159ZM158 231V232H159ZM162 231V230H161ZM190 231V230H189ZM27 232V231H26ZM37 232V231H36ZM45 233V231H43ZM67 232V229H66ZM65 232V233H66ZM73 232V231H72ZM71 232V233H72ZM77 232V231H76ZM75 232V233H76ZM89 232H94V231H88ZM97 232V231H96ZM109 231H104V235L105 233L110 234ZM127 230L125 231V234L127 235L126 242L121 241V244H125L124 246L126 247H122V251L125 250L127 253L125 254H129L132 258H135L137 260H141L142 256H143V250L141 251L140 247L144 244H139L140 247H136L135 246V241L130 239ZM134 232V233H136ZM141 232V231H140ZM153 232V231H152ZM150 232V233H152ZM187 233V231H185ZM204 232V231H203ZM215 232V231H214ZM213 232V234H214ZM42 233V232H41ZM53 233V232H52ZM77 233H80L77 232ZM119 233V230L118 232ZM130 233V232H129ZM133 232H131L132 234ZM143 233V231H142ZM146 233V230H145ZM181 233V232H180ZM190 233V232H189ZM193 233V232H192ZM212 233V232H211ZM11 234V233H10ZM9 234V235H10ZM14 234V233H13ZM32 234V233H31ZM91 234V233H90ZM103 234V232H102ZM139 233H137V236ZM156 234V233H155ZM153 234V235H155ZM162 234V233H161ZM184 234V233H183ZM183 234L181 236H183ZM217 234V233H216ZM220 234V233H219ZM15 235V234H14ZM36 235V234H34ZM38 235H40L38 233ZM55 235V236H56ZM59 235V233H58ZM67 235V234H65ZM69 235V234H68ZM74 235V233H73ZM135 235V234H134ZM142 235V234H141ZM149 235V234H148ZM151 235V234H150ZM196 235V234H195ZM218 235V234H217ZM8 236V235H7ZM41 237L43 235H40ZM39 236V237H40ZM45 236V234H44ZM61 237L65 238L64 235H60ZM85 236V235H84ZM83 236V237H84ZM87 236V235H86ZM103 236V235H101ZM106 236V235H105ZM186 236V234L184 235ZM187 236L190 237L189 234H187ZM221 236V237H222ZM5 237V236H4ZM9 237V236H8ZM28 237V236H27ZM47 237V236H46ZM81 237V236H80ZM89 237V236H88ZM94 237V235H93ZM142 237V236H141ZM143 237H147V236H143ZM142 237V239H144ZM158 237V236H157ZM162 237V236H161ZM165 237V235L163 236V238ZM178 237V236H177ZM189 237H186V240L189 239ZM194 237V236H193ZM216 237V236H215ZM218 238L220 237L219 235L217 236ZM32 238V237H31ZM31 238H27L31 239ZM36 238V237H35ZM56 238V237H55ZM59 238V236H57V239ZM70 238V237H69ZM101 238V237H100ZM125 238V236H124ZM134 238V236H133ZM138 238V237H136ZM135 238V240H136ZM140 238V237H139ZM156 238V236H155ZM174 238V237H173ZM188 238V239H187ZM192 238V237H191ZM40 239V238H39ZM38 239V240H39ZM50 239V238H49ZM68 239V238H67ZM66 239V240H67ZM83 239V238H81ZM80 239V240H81ZM98 239V238H97ZM96 239V241H97ZM103 239V238H102ZM149 239V238H148ZM176 239V238H175ZM213 239V238H212ZM211 239V240H212ZM37 240V239H36ZM61 240V239H60ZM65 240V239H63ZM69 240V239H68ZM73 240V239H72ZM88 240V239H87ZM92 240V238H91ZM110 240V243H111ZM139 240V239H137ZM136 240V241H137ZM141 240V239H140ZM139 240V242H141ZM145 240V239H144ZM185 240V239H184ZM186 240L184 242H186ZM195 239H193L194 241ZM215 240V239H213ZM218 240V241H217ZM216 241L219 243V239H217ZM221 240V239H220ZM2 241V240H1ZM30 241V240H29ZM45 241V240H44ZM58 242H60L59 240H57ZM71 241V240H70ZM78 241V240H77ZM76 241V243H77ZM94 241V240H93ZM94 241V242H96ZM102 241V240H101ZM101 241L99 243H101ZM104 241V240H103ZM163 241V240H161ZM173 241V239H172ZM191 241V240H189ZM188 241V242H189ZM198 241V240H197ZM215 241V242H216ZM14 242V240H13ZM48 242V241H47ZM51 242V241H50ZM65 242V241H64ZM72 242V241H71ZM81 242H85V241H81ZM145 242V241H144ZM158 242V241H157ZM187 242V243H188ZM195 242V241H194ZM17 243V242H16ZM43 243V242H42ZM40 242V244H42ZM63 243V242H62ZM87 242H85L86 244ZM97 243V242H96ZM120 243V242H119ZM146 243V242H145ZM159 243V242H158ZM173 243V242H172ZM9 244V243H8ZM15 244V243H14ZM21 244V243H18ZM47 244V243H46ZM45 244V245H46ZM49 244V243H48ZM69 244V243H68ZM80 244V242H79ZM84 244V246H85ZM95 244V243H94ZM114 244V242H113ZM149 241H148V245H149ZM154 244V243H153ZM161 244V243H160ZM2 245V244H1ZM0 245V246H1ZM6 245V244H5ZM12 245V243H11ZM29 245V244H28ZM52 245V244H51ZM55 245V244H54ZM70 245V244H69ZM83 245V243H82ZM92 245V244H91ZM89 245V246H91ZM97 245V244H96ZM100 245V244H99ZM104 245V243H103ZM106 245V244H105ZM159 246V244H157ZM184 245V244H183ZM215 244L213 243V246ZM222 245V244H221ZM234 245V246H235ZM4 246V245H3ZM7 246V245H6ZM10 246V245H9ZM24 246V245H21ZM34 246V245H33ZM42 245H40L41 247ZM44 246V245H43ZM67 246V245H66ZM73 246V245H71ZM71 246H69V248H71ZM88 244L87 247L89 248ZM109 246V245H107ZM106 246V247H107ZM118 246V244H117ZM155 246V245H154ZM210 246V245H209ZM223 246V245H222ZM235 246V247H236ZM5 247V246H4ZM39 247V246H38ZM39 247V248H40ZM52 247V246H51ZM55 247V246H54ZM61 247V246H60ZM79 247V246H78ZM99 247V246H98ZM101 247V246H100ZM144 247V246H142ZM148 247V246H147ZM151 247V246H150ZM156 247V246H155ZM184 247V246H183ZM2 248V247H0ZM20 248V247H19ZM30 249L31 246L29 247ZM37 248V246H36ZM43 248V247H41ZM45 248V247H44ZM47 248V247H46ZM50 247H48L49 249ZM56 248V247H55ZM74 248V247H73ZM82 248V247H79ZM84 248V247H83ZM82 248V249H83ZM91 248V247H90ZM97 248V246L95 247V249ZM105 248V247H104ZM108 248V247H107ZM145 248V247H144ZM142 248V249H144ZM157 248V247H156ZM173 247H171L172 249ZM179 248V247H178ZM182 248V246H181ZM219 248V247H218ZM217 248V250H218ZM221 248V247H220ZM219 248V249H220ZM223 248V247H222ZM6 249V248H5ZM59 249V247H58ZM67 249V248H65ZM64 249V250H65ZM72 249V248H71ZM110 248H108L109 250ZM120 249V248H119ZM118 249V250H119ZM151 249V248H149ZM159 249V248H158ZM176 249V247H175ZM186 249H189L186 248ZM185 249V250H186ZM210 249V248H209ZM2 250V249H1ZM42 250V249H41ZM64 254H66V252L69 250H67L66 252H64ZM75 250V249H74ZM79 250V249H78ZM89 251L91 249H88ZM93 250V249H92ZM98 250V249H97ZM106 249H104V253H106L105 251ZM146 250V249H145ZM144 250V252H146ZM152 250V249H151ZM150 250V251H151ZM157 250V249H156ZM160 250V249H159ZM167 250V249H166ZM173 250V249H172ZM171 250V251H172ZM184 250V251H185ZM214 250V249H213ZM212 250V251H213ZM226 250V249H225ZM30 251V250H29ZM34 251V250H33ZM47 251V250H46ZM53 251V250H52ZM56 251V250H55ZM59 251V250H57ZM73 251V249H72ZM84 251V250H83ZM87 251V250H85ZM112 251V250H111ZM108 251V252H111ZM120 251V250H119ZM124 251V252H125ZM154 251V250H153ZM176 251V250H174ZM172 251V252H174ZM216 251V250H215ZM224 251V250H223ZM230 250H228L229 252ZM241 251V252H239ZM32 252V251H31ZM45 252V250H44ZM43 252V253H44ZM80 252V251H79ZM88 252V251H87ZM92 252V251H91ZM99 252H101V250H99ZM123 252V254H124ZM164 252V251H163ZM162 252V253H163ZM168 252L165 251V253ZM186 252L188 253L189 251L186 250ZM217 252V251H216ZM220 252V251H219ZM5 253V252H4ZM30 253V252H29ZM36 253V252H34ZM33 253V254H34ZM51 253V251H50ZM57 253V252H56ZM70 253V252H68ZM77 253V252H76ZM75 253V254H76ZM81 253V252H80ZM93 253V252H92ZM148 255V258L150 257V255H152V252H146ZM150 253V255L148 254ZM177 253V251H176ZM176 253L174 255H176ZM179 252L177 255L180 256L177 258V256L173 259L174 263L176 264V260L177 259H181L183 256L180 255ZM185 253V252H184ZM183 253V254H184ZM185 253V254H187ZM208 253V252H207ZM212 253V252H211ZM221 253V252H220ZM31 254V255H33ZM41 254V253H40ZM48 254V253H47ZM53 254V253H52ZM51 254V255H52ZM58 254V253H57ZM72 254V252L70 253ZM74 254V252H73ZM78 254V253H77ZM84 254V253H83ZM87 254V253H85ZM90 254V252H89ZM98 254V251H97ZM96 254V255H97ZM103 254V253H100ZM112 254V253H111ZM119 254V253H118ZM158 254V253H157ZM157 254L155 255V257H157ZM232 254V253H230ZM54 255V254H53ZM53 255L50 258L53 257ZM67 255V254H66ZM99 255V254H98ZM113 255V254H112ZM111 255V258L113 260V256ZM126 255V256H127ZM189 255V254H188ZM226 255V253L224 254ZM42 256V255H41ZM45 256V255H44ZM58 256V255H57ZM88 256V255H86ZM92 256V255H90ZM110 256V255H109ZM116 256V254H115ZM118 256V255H117ZM116 256V257H117ZM124 256V257H126ZM144 256H146V254H144ZM167 256V255H166ZM182 256V257H181ZM187 256V255H186ZM228 256V255H227ZM32 257H35L32 256ZM46 257V256H45ZM55 257V255H54ZM67 257V256H66ZM79 257V256H78ZM81 257H84L81 256ZM80 257V258H81ZM89 257V256H88ZM96 257V256H95ZM99 257H102L99 255ZM123 257V258H124ZM128 257V256H127ZM152 257V256H151ZM172 257V256H171ZM185 257V256H184ZM226 257V256H225ZM223 258V259H227V258ZM231 257V256H229ZM63 258V257H62ZM92 258V257H91ZM107 259L109 257H106ZM130 257H128L127 259H129ZM131 258V259H132ZM154 258V257H153ZM161 258V256L159 257ZM166 258V257H165ZM177 258V259H176ZM187 258V257H185ZM191 258V257H190ZM189 259L188 262H189ZM210 258V257H209ZM216 258L217 255H216ZM220 258V257H219ZM218 258V260H219ZM36 259V258H35ZM38 259V258H37ZM43 259V258H42ZM41 259V261H42ZM48 259V258H46ZM57 259V258H56ZM59 259V258H58ZM64 259V258H63ZM71 259V258H70ZM77 259V258H76ZM85 259H87V257H85ZM84 259V260H85ZM94 259V258H93ZM99 259V258H98ZM156 259V258H155ZM162 259V258H161ZM160 260V262L162 264H167L169 263L168 260L165 261L164 257L163 259ZM169 259V256H168ZM173 259L172 262L170 264H174L173 263ZM208 259V258H207ZM231 259V258H230ZM231 259V260H232ZM34 260V258H33ZM55 259H53L54 261ZM62 260V259H60ZM74 260V259H73ZM80 260V259H78ZM92 260V259H91ZM96 260V259H94ZM102 260V259H101ZM109 260V259H108ZM111 260V259H110ZM125 259V261H128ZM134 260V259H133ZM132 260V261H133ZM135 261L138 262L139 261ZM146 263L148 262L147 256L145 259ZM153 260V259H152ZM185 260V259H184ZM186 260V262H187ZM193 260V258H192ZM192 260H190L192 262ZM49 261V260H48ZM52 261V260H51ZM49 261V262H51ZM52 261V262H53ZM70 261V260H69ZM98 261V260H97ZM144 261V258H143ZM151 261V258L149 260ZM156 261V260H155ZM182 260H180L181 262ZM229 261V258H228ZM233 261V260H232ZM37 262V261H36ZM47 262V264L49 263ZM56 262V261H55ZM63 262V261H62ZM60 261V263H62ZM68 262V259H67ZM90 262V260H89ZM92 262V261H91ZM124 262V261H123ZM158 262V261H157ZM178 262V260H177ZM184 262V261H183ZM182 262V264H183ZM194 262V261H193ZM219 262V261H218ZM221 262V261H220ZM226 261H224L225 263ZM236 262V261H235ZM242 262V261H240ZM46 263V261H45ZM70 263V262H69ZM66 263V264H69ZM93 263V262H92ZM140 263V262H139ZM156 263V262H155ZM179 263V262H178ZM185 263V262H184ZM223 263V264H224ZM229 263V262H227ZM250 263V264H251ZM34 264V263H33ZM38 264V263H37ZM41 264V262H40ZM72 264V261H71ZM77 264V263H76ZM85 264V263H84ZM90 264V263H89ZM95 264V263H94ZM112 264V263H111ZM126 264V262H125ZM128 264V263H127ZM133 264V263H132ZM141 264V263H140ZM144 264V263H142ZM149 264V262H148ZM160 264V263H159ZM185 264H189V263H185ZM195 264V262L193 263ZM197 264V263H196ZM220 264V263H219ZM226 264V263H225Z\"/></svg>","mask_w":264,"mask_h":264},{"label":"rangeland","instance_id":"obj_2","mask_svg":"<svg viewBox=\"0 0 264 264\" xmlns=\"http://www.w3.org/2000/svg\"><path fill=\"white\" fill-rule=\"evenodd\" d=\"M25 1V2H24ZM22 0V2L20 3H18L17 4V8H15L16 6H14V5H12L11 6V4L9 3V2H7L6 0H0V5H2V6H4L3 5V3L5 4V6H4V8L2 7V6H0L1 8H3V10H6V11H3L1 8H0V10L1 11H3V12H1L0 13V34H5L6 35V37H5V35L3 36L4 38H5V40L3 39V41L0 39V41L3 43H1L0 42V78H1V80H0V153H2L3 155L2 156H0V164L2 163V162H8V163H13V164H15V165H17V168L14 170L15 171V173L17 174V176H21L22 175V173L23 172H26V171H29V173H30V175H33V177H34V183H35V202H36V208H35V219H36V222L38 221V218H40V216H41V218H42V216L44 215H48V213H49V215L48 216H45V218H44V216H43V218L46 220V221H49L48 223H49V230H50V233L49 232H47V237L45 236L44 238H42V239H39L38 240V234H37V232L35 233L36 234V239L39 241V245H42L41 247H43V248H34V249H32V250H27V252L30 254V257H29V264H40V262H41V264H47V262H49V261H53V259H55L53 262L51 261V262H49L48 264H66V263H69V264H71V261H72V264H125V262H126V264L128 263V264H137V262H135L137 259H135V258H132L129 254L127 255V254H125V253H127L125 250H123L122 251V247L124 246V245H126V243H127V241H124V240H126V237H127V235L125 234V231L127 230V232H128V235H129V237H130V239H132V240H134L135 242V246L136 247H140V245L139 244H143L142 246H144V247H140V249H141V251L143 250V256H142V259L141 260H137V261H139L141 264L142 263H144V264H148V262H149V264H151V262L149 261L150 260V258H151V261L152 262H154V263H152V264H162L161 262H160V260L159 259H163V257H164V259H165V261H167L168 260V262L169 263H167V264H170L171 262H172V260L171 259H173V258H175L176 256H177V258L178 257H180V256H178L179 254V252H182V253H180V255H182L181 257V259L179 258V259H177L178 260V262H177V260H176V264H182V262L184 261L185 263H189V264H193L194 262H195V264L197 263V264H223L224 263V261H226L225 263L226 264H250L251 262H248V261H243V260H241V259H239L238 258V261L237 260H234V259H232V256H233V258L235 257V259H237V257L236 256H234V251L233 250H240V249H242V250H245V248H240L239 246H236L235 244H233V248H231L229 245L227 246V244L224 242V240H223V237L224 236H222V235H224L225 234V232H217L218 231V229L219 230H222L221 228H223V225L221 224V223H219L218 221H220L221 222V220L219 219V220H217V218L218 217H220L221 218V216L219 215V216H216L217 218L216 219H214V214H213V219L211 218L212 216L210 215V214H212V212H210V211H208L209 209H207V207H200L202 210H200V212L199 211H197L196 209H198V207H194L193 206V204L192 203H195V201H196V203L195 204H201L198 200H196V199H193L194 197H192V196H190V198L188 197L189 195H191L190 193H187L186 194V196H184L183 195V197H181V195H179V196H176V195H178V193L176 192V193H174V190L176 191V189H177V191H178V189L180 188V186L183 188L184 186H186V184H188L187 183V181L189 182V180H186L185 179V181H183L182 182V180L180 181V180H173V179H171V181L169 180H167L169 183H167V181L166 180H164L163 181V178H161L160 177V171L158 170L159 168H161L158 164V160H160V158L161 157H164L165 158V161H164V164L166 165V167L168 168V170L166 171V172H170V173H168V175H171L172 176V178H173V175L174 174H172V173H174V172H179V170H181V166H180V164H179V162L176 160L177 159V156H178V154H177V152H176V150L173 148V147H171L167 142H165V140H164V138H163V136L161 135V134H159V133H156V132H154L153 131V128H152V125L151 124H149L148 123V121H146L147 122V124L145 123V120H144V118H142V119H140V121H141V124L139 123V129H136V128H138V126H136V127H133V128H135V130L138 132H136L135 133V130L131 127V126H128V127H130V129L128 128V132L131 134H129V137L131 138V136H133V138H132V141H133V143H134V145H135V148H129V150L127 149V148H125L124 146L123 147H120L119 146V148H117L116 146V148L114 147H112V143L113 142H115V138H112L111 136V139L108 137L109 135L106 133V132H104V130L102 129V127L100 126L101 125V123H100V121L98 120V119H96V117H94V115H92V114H90V113H87V112H85L84 111V108H85V102H84V100L88 103V101L86 100V98H85V96H84V99H79L80 100V102L78 101L77 102V99H75V98H73L71 95H69L70 97H66L63 93H62V89L60 88V86H59V82L57 83L56 81L54 82V83H51V84H48V83H50V81L49 82H47L46 80H45V85H44V83H42L41 81H43V79H42V77H43V74H42V71L40 70H38L37 69V63H36V60H35V58L37 57L35 54H36V52H38L39 53V55H42V56H45L46 55V57H47V54H48V58H50V60L52 61V62H57V61H60L61 63H62V66H63V68H64V71H65V75H66V80H68L69 82H71V84L73 85L74 84V86H75V83H74V81L71 79L72 78V73H73V68H72V65H71V63H70V61H69V59H74L76 62H77V64L78 65H80V66H86V65H89L90 67L91 66H93V67H95L94 69L95 70H97V69H107L108 68V66L107 65H111V63L112 62H114V60L113 61H111L110 59L108 60V61H106L108 58L106 57L104 60L108 63H106V62H104V60H98V61H102L103 63H104V66L102 65L103 63L101 62V64H99L100 62H98V64H97V58H101L103 55H104V53L106 54V55H104L103 57H105V56H108L107 55V53H109V55H112V56H109V58H112L113 56H115V59L117 58V55L118 54H120L119 56H121V55H123L124 57H122V58H125L124 60L122 59L121 60V57L120 58H117V59H120L121 60V62L122 61H129V62H131L132 64H130L129 62L127 63V64H125V65H123L120 61H119V63H121V64H118V60L116 59V62L115 63H113L112 65H114V66H112V67H117L118 69H124V68H127L126 66L128 65L129 67H134L135 69H142L143 67L142 66H144L145 64L147 65V62L146 61H148V65H149V67H150V65H154L153 63L151 64L150 63V61L152 60V61H154L152 58L154 57V55H155V60L157 59V58H159L160 59V61L161 62H163L164 60H165V58H160V57H162L161 55H159L156 51H154L153 49H150L149 48V50L150 51H152L153 50V53L155 52V53H157V54H153V57L151 58L150 57V59L148 60V58H146L147 57V54H149V51H148V46H146V44H144L145 42H143L144 40H142V38L140 37V35H139V32H137L136 33V31H133L132 30V34H133V41H130V37H129V33L127 32V31H125L126 29H125V27H124V25L123 24H120V23H117L116 24V22L114 23V22H112V20H97V13H100V12H105V13H107L108 11L109 12H111L112 10H113V8H114V3L113 2H108L109 0H82V1H88L89 2V7L91 8L92 7V9H93V12L95 13V12H97V13H95V14H93V13H90L89 15L87 14V13H89L90 12V10L87 8H81L82 6H76L75 8H79V9H75L74 8V10H77V11H75V12H71V10L73 9V6H75V5H70V6H72V7H70L71 8V10L69 11L68 10V8H69V6H66V5H63L64 7H67V10L66 9H64L65 11H64V14L62 13V15H60V16H62V17H65L64 19H65V21H64V19H61V17H59L58 19L65 25H67L69 22L71 23H73L72 24V26L74 25V22H75V29H77L76 27H78V29L77 30H75L73 27H70L71 25H65L66 26V30L67 29H69V30H71V28H73L74 30H72V34H74V36H72V34H71V31H68V32H66V31H64V25H62L61 24V22L60 21H58V22H60L59 24L58 23H56V22H54V21H56V20H58L57 18L56 19H54V18H52V19H54V21L51 19H49L48 17H44V13L42 14V13H40L38 16H37V14L36 15H34V16H32V14L33 13H36L35 11L32 13H30V11L29 10H35V9H39L40 7H41V4H39L38 2H36V1H33V4L32 3H30L28 0H27V2H26V0ZM46 3H45V2ZM39 0V2H41L42 3V5H43V3H45L44 5H46V4H50V2L52 1H59V0ZM48 1V2H47ZM3 2V3H2ZM51 2V3H52ZM60 2V1H59ZM87 2V3H88ZM99 2V3H98ZM7 3V4H6ZM55 3V2H54ZM10 4V5H9ZM144 6H143V5ZM147 6H145V4L144 3H142V2H140V1H138V2H136V5L134 6V8H131V11H134V12H138V14L139 13H141V14H143L144 12L145 13H153L152 11H154V10H152V8L154 9V6L153 5H151V7H149L150 5L149 4H146ZM10 8V9H9ZM21 8V9H20ZM149 8H151V9H149ZM18 11H17V10ZM23 9H24V11H25V13H24V11H23ZM81 9V10H80ZM86 9V11H88L86 14L84 13V12H86V11H84ZM9 12H8V11ZM27 10H28V12H27ZM74 10H72V11H74ZM84 12H83V11ZM152 10V11H151ZM11 11V12H10ZM68 11L70 12L69 14H68ZM83 12V14H85V15H83V14H81L80 12ZM107 11V12H106ZM21 12V13H20ZM108 12V13H109ZM144 13V14H145ZM150 13V14H151ZM3 14H5V16L3 15ZM19 14V15H18ZM27 14H29V17H25ZM31 14V15H30ZM14 15H16V16H14ZM22 15H24V16H22ZM42 15H43V17H42ZM79 15H82V16H79ZM11 16V17H10ZM12 16H14V17H12ZM19 16H22V17H19ZM42 18H41V17ZM76 16H78V18H76V20H75V18L74 17H76ZM84 16V17H83ZM33 17V18H32ZM69 17H71V20H73V21H71V20H69L68 21V19H66V18H69ZM2 18V19H1ZM22 18V19H21ZM25 18V19H24ZM8 19H9V21H8ZM12 19V20H11ZM24 19V20H23ZM35 19V20H34ZM39 19V20H38ZM70 19V18H69ZM80 19V20H79ZM86 21H85V20ZM90 19V20H89ZM99 19V18H98ZM15 20V21H14ZM26 20H27V22H26ZM37 20V21H36ZM66 20H67V22L68 23H66ZM3 21H5V22H3ZM23 21H25V22H23ZM84 21V22H83ZM10 22H11V25H10ZM17 22H18V25H17ZM48 22V25H52V27H54V28H56V32H57V30H59V29H61V30H59L57 33L59 34L60 33V35L58 36L57 34H49L48 35V33H45V35H42V34H44L42 31H40V28L39 27H41L39 24H41V25H47L46 23ZM54 23V24H52V23ZM76 22H78V23H76ZM80 22V23H79ZM51 23V24H50ZM55 23H56V25H55ZM69 23V24H70ZM6 24V27L8 26V29L4 26ZM24 24V25H23ZM27 24V25H26ZM57 24H58V26H59V29L57 28L58 26H57ZM82 24V25H81ZM14 25L16 26V27H14ZM2 26H4L3 28H2ZM12 26H13V28H12ZM19 26H22V27H19ZM25 26V27H24ZM60 26H61V28H60ZM63 26V27H62ZM69 26V27H68ZM79 26H80V28H79ZM81 26H83V27H81ZM102 27V28H100V27ZM17 27H18V29H17ZM27 27V28H26ZM84 27H85V29L86 30H84ZM99 27V28H98ZM9 28H10V30L12 31H10L9 30ZM19 28H21V30L19 29ZM25 28V29H24ZM4 29V31L2 32V30ZM7 29V30H6ZM13 30H14V32H13ZM27 30H29L30 31V33H29V31H27ZM63 30V31H62ZM80 30L82 31L81 33H80ZM100 30V31H99ZM104 31L103 33H101V31ZM85 31H87V32H85ZM9 32V33H8ZM22 32V33H21ZM28 32V33H27ZM63 32L64 33H66V34H63ZM11 33H14V34H11ZM15 33H17V34H15ZM61 33L64 35V36H66V39H65V37H62V35H61ZM83 33H87V35H85V34H83ZM113 33H117L118 35H120V33H122L121 35H122V37H120L119 39H120V42H118V48H114L113 46H111L110 44H105V43H101V44H105V45H107V46H105V45H101V44H99L100 46H102V48L99 46V45H97L98 43H97V40L99 39V41L100 42H102L101 40H100V38L101 37H109V39L110 38H112L114 35H113ZM11 34V35H10ZM34 34V35H33ZM71 34V35H70ZM79 34V35H78ZM103 34H105V35H103ZM25 35H27V36H25ZM29 35V36H28ZM51 35H53V36H51ZM56 35V36H55ZM81 35V36H80ZM2 36V35H1ZM13 36H15V38L13 37ZM18 36V37H17ZM40 36V37H39ZM46 36V37H45ZM73 37V39H70L71 37ZM85 37L86 39H88L89 41H92V42H89L88 40H86L87 41V43H86V41L83 39V38H80V37ZM112 36V37H111ZM9 37V38H8ZM21 37V38H20ZM24 37V38H23ZM28 37V38H27ZM43 37V38H42ZM48 37H49V40H48ZM54 37H56V38H54ZM62 37V38H61ZM70 37V38H69ZM75 37H77L76 38V40L78 39L79 41V43H78V45L75 43ZM79 37V38H78ZM92 38V40L90 39V38ZM100 37V38H99ZM1 38V37H0ZM16 38H18V40H16ZM27 38V39H26ZM30 38H32V39H30ZM39 38H41L42 39V42L40 41L41 39H39ZM44 38H46V39H44ZM69 38V39H68ZM9 39L12 41H9ZM28 39H30V40H28ZM44 39V40H43ZM81 39V40H80ZM93 39H95L94 40V42H93ZM121 39H123V40H121ZM16 40V41H15ZM21 40H22V42H21ZM28 40V41H27ZM31 40H32V42H31ZM46 40V41H45ZM66 40V41H65ZM68 40H72L71 42L69 41V43H70V45H69V43L67 42ZM125 40V41H124ZM9 41V42H8ZM25 41V42H24ZM33 41H35L34 42V44H33ZM95 41H96V43H95ZM122 41V42H121ZM140 41H142L141 43H140ZM11 42V43H10ZM20 42V43H19ZM24 42V43H23ZM31 42V43H30ZM36 42H37V45H36ZM67 42V43H66ZM44 43V44H43ZM73 43H75L76 45H77V47H75V44H73ZM123 43V45H125V46H121V44ZM142 43H143V45H142ZM31 44H33L34 46H37V47H34L33 45H31ZM40 44V45H39ZM47 44V45H46ZM29 47H27V46ZM29 45H31V46H29ZM145 45V50H143L142 51V49H144V46ZM7 46H9V48L11 47V48H13L12 50H14L13 52H11L12 50H10V49H6L7 48ZM82 46V47H81ZM93 46V47H92ZM96 46V47H95ZM108 46H110V48L112 49H110V48H108ZM123 47V48H121V47ZM5 47V48H4ZM43 47V48H42ZM100 48V50L98 49L97 50V48ZM104 47V48H103ZM106 47V48H105ZM114 49H116L117 51H120V48L123 50L121 53H125V54H121L120 52H118V53H116V50L114 51L113 50V48ZM124 47H125V49H124ZM17 48V49H16ZM26 48V49H25ZM19 51V52H22V53H20L21 54V56H20V54H18V52L16 51ZM19 49V50H18ZM95 49L97 50V51H95ZM114 53H110L111 51ZM119 49V50H118ZM7 50V51H6ZM32 50V51H31ZM35 50V53H34V55H33V51ZM103 52H102V51ZM146 50H147V52H146ZM16 51V52H15ZM46 51H50L49 53L48 52H46ZM76 51V52H75ZM79 51V52H78ZM99 51V52H98ZM5 52L7 53V54H5ZM28 52V53H27ZM31 52V53H30ZM82 53V55H84V56H82L81 55V53ZM100 52H102V53H100ZM127 52V53H126ZM133 52H135L134 54H133ZM139 53L140 55L142 54V55H145V56H140L139 54V56L141 57V59L143 58V57H145V59L143 58L142 60L141 59H139V56L138 55H136L137 53ZM144 52V53H143ZM2 53V54H1ZM13 53V54H12ZM24 53V54H23ZM38 53H37V55H38ZM96 53H98L99 54V56H101V57H99L98 56V54H96ZM152 53V52H151ZM4 54V55H3ZM23 54V55H22ZM28 54H30V55H28ZM45 54V55H44ZM76 54V55H75ZM94 54V56H95V58H93V56H92V58H90L91 56L90 55H93ZM101 54V55H100ZM6 55V56H5ZM10 55V56H9ZM19 55V56H18ZM28 55V56H27ZM33 55V56H32ZM54 55V56H53ZM80 55V56H79ZM87 55H89L88 57H86ZM152 55V54H151ZM150 55V56H151ZM13 56V57H12ZM15 56V57H14ZM23 56V57H22ZM34 56H35V58H34ZM118 56V57H119ZM136 56H138V57H136ZM97 57V58H96ZM149 57V56H148ZM17 58V59H16ZM52 58H55V59H52ZM59 58V59H58ZM69 58V59H68ZM88 58H90L91 60H94V59H96V60H94V63H96V64H89V63H91L92 61L90 60V59H88ZM114 58V57H113ZM136 58V59H135ZM87 59V60H86ZM138 59L140 60V61H142L141 63H140V61L138 62ZM158 59V60H159ZM4 62H3V61ZM7 60V61H6ZM90 60V61H89ZM143 60H145L144 61V65H141L142 63H143ZM167 60V59H166ZM165 60V61H166ZM18 63V62H20L19 64H17L16 62ZM23 61V62H22ZM50 61V62H51ZM96 61V62H95ZM168 61V60H167ZM3 62V63H2ZM49 62V63H50ZM86 62H88V64L86 63ZM5 63V64H4ZM29 63H31V64H29ZM106 63V64H105ZM3 64V65H2ZM167 64V63H166ZM15 65H17V66H15ZM33 65V66H32ZM36 65V66H35ZM101 65V66H100ZM145 65V66H146ZM147 65V66H148ZM10 66V67H9ZM30 66V67H29ZM100 68H99V67ZM122 66V67H121ZM96 67H98V68H96ZM151 67H153V66H151ZM34 68V69H33ZM92 68V67H91ZM109 68H111V67H109ZM4 69V70H3ZM93 69V68H92ZM36 70H38V71H36ZM21 71H23V72H21ZM28 71V72H27ZM14 72V74H12ZM6 73H7V75H8V77L6 76ZM40 73V74H39ZM4 74V75H3ZM15 74H17V76L15 75ZM22 74V75H21ZM11 75V76H10ZM21 77H20V76ZM42 75V76H41ZM114 74H112V76H113ZM13 76V77H12ZM17 77V78H14V77ZM25 76V77H24ZM29 76H31V77H34L37 81H39L40 83H41V86H42V88H43V90L45 89V91H46V93H47V95H48V89H50L49 91H50V93H49V97H50V99L51 100H53V101H50L52 104H54L55 103V105L57 106V102H58V108L57 109H55L56 107H54V105H52L53 107H54V109L55 110H57V111H59V107H60V111L59 112H57V113H59L58 115L61 117V116H63V118H64V116L66 117L65 119H67L66 121L68 122H66V121H64V120H61L62 118H59V116L56 114V115H54L53 113H51V116H52V114L54 115V117H58L61 121H60V123L62 124H60L59 123V121H55V120H57V119H54L53 118V116L51 117V118H53V120L48 116V115H46V114H48L49 113V111L51 110V108H49V105L46 107L45 105H44V103L42 104L41 103V106L39 107V108H41V109H39L38 108V112L37 111H32V109L31 108H29V106L27 105L26 106V104L25 103H23L22 101H21V98L23 97V93L24 94H26L27 93V91H28V87H27V85H25L26 84V82H27V78L29 77ZM10 77H12V79L14 80V81H12L11 79H10ZM22 77H24L23 79H22ZM115 77V83L116 84H114V82H113V84H111L112 82H110L109 81V83H108V81H97L96 83L98 84V85H100V86H103V87H108L109 85L112 87V88H114V86L115 85H117V84H119V82H118V80H117V78H116V76L114 75L113 76V78ZM38 78V79H37ZM16 79V80H15ZM20 79V80H19ZM25 79H26V82H25ZM29 79V78H28ZM44 79H47V80H49L47 77H45ZM22 80H24V84H23V81ZM57 80V79H56ZM123 80H124V83H125V81H127L128 82V80L126 79H122L121 80V83H123ZM132 80V79H131ZM21 82V84H20V82ZM118 83H117V82ZM9 82V83H8ZM13 82V83H12ZM73 82V83H72ZM126 82V83H127ZM131 82H133V83H135V81L134 80H132V81H130V79H129V83H128V85L130 84L131 85ZM11 83V84H10ZM15 83V84H14ZM18 83V84H17ZM121 84V86H128V85H126V84ZM132 83V84H133ZM53 84H54V86H53ZM57 84V85H56ZM135 84H137V82L135 83ZM15 85V86H14ZM76 85L79 87V88H81V89H83V90H85V87L83 86V85H81V84H79L77 81H76ZM129 85V86H130ZM19 86V87H18ZM21 86V87H20ZM46 86H48V88L46 87ZM53 86V87H52ZM132 86V85H131ZM24 87H26V88H24ZM45 87V88H44ZM57 88H59L58 90H59V92H58V90H57ZM27 89V90H26ZM21 90L22 91H24V92H22L21 93ZM20 91V92H19ZM26 92V93H25ZM15 93V94H14ZM58 93H60V94H62V96L60 95H58ZM112 93H113V90H112ZM22 97H21V96ZM52 95H53V97H52ZM64 95V96H63ZM56 96V97H55ZM18 97V98H17ZM20 97V98H19ZM55 97V98H54ZM57 98V99H56ZM64 98V99H63ZM70 98H72V99H74V101L72 100H70ZM65 99H67L68 101H66ZM129 99V98H128ZM23 100V99H22ZM59 100V101H58ZM130 100H131V98H130ZM129 100V101H130ZM22 103H21V102ZM77 103H76V102ZM128 101V103H129V105H130V102ZM16 102V103H15ZM18 102V103H17ZM41 102H43V101H41ZM65 102V103H64ZM74 102V103H73ZM134 101L133 100H131V105H133V106H129L128 104H127V106L126 105H124V106H126L128 109H129V107H130V109H131V107H132V109L131 110H133V108H134V103H133ZM50 103V104H51ZM59 103H61V106H62V103H63V108L59 105ZM133 103V104H132ZM25 104V105H24ZM73 104V105H72ZM80 105V107H82V109H79L80 107H78ZM70 106V107H69ZM75 107V108H74ZM125 107V109H126V111H128V109ZM68 109V113H66L65 114V112H66V110ZM27 109V110H26ZM31 109V110H30ZM77 109V110H76ZM129 109V111H131ZM40 110H41V112H43L42 113V115H41V112H40ZM49 110V111H48ZM15 111H16V113H15ZM27 111V112H26ZM29 111H30V113H29ZM32 111V112H31ZM45 111H47L48 113H46ZM61 111L65 114H63V113H61ZM71 111V112H70ZM125 111V113L126 114H130L129 112H126ZM22 112V113H21ZM29 113V114H28ZM132 113H133V111H132ZM44 114H45V116H47L46 117V119H42V118H45V116H44ZM68 114H70V115H68ZM77 114V115H76ZM80 114V115H79ZM134 114V113H133ZM24 115V116H23ZM75 117H74V116ZM82 115V116H81ZM37 116V117H36ZM42 117V118H40L39 119V117ZM71 117V118H69L70 119V121H69V119H68V117ZM80 116V117H79ZM92 116V117H91ZM127 121H131V120H135L134 118H135V116L134 115H132V114H130V116H125V115H122ZM29 119V121H28V119ZM49 118V119H48ZM94 118V119H93ZM27 119V120H26ZM51 119V120H50ZM58 119V120H59ZM72 119V120H71ZM96 119V120H95ZM41 120V121H40ZM47 122H46V121ZM98 120V121H97ZM36 121L38 122V123H36ZM62 121H63V123H62ZM72 121V122H71ZM139 121V122H140ZM144 121V122H143ZM23 122V123H22ZM44 122H46V123H44ZM48 122H51L52 124H54V125H52L51 123V125L52 126H49V123ZM64 122H66V123H64ZM115 122V121H114ZM48 123V124H47ZM57 123V124H56ZM71 123H74V124H71V126L73 127V130L71 129V128H69V126H70V124ZM29 124H30V126H29ZM38 124H40V125H38ZM42 124V125H41ZM47 124V127L45 126V125ZM58 124H60V125H58ZM63 124H68V129H66L67 128V125H66V128L64 127L65 125H63ZM77 124V125H76ZM83 124V125H82ZM39 126V128H37V126ZM75 125V126H74ZM94 125H95V127H94ZM97 125V126H96ZM149 125H151V127L149 126ZM45 126V127H44ZM53 126H55V127H53ZM57 126V127H56ZM80 126V127H79ZM99 126H100V128H99ZM41 128H42V131L45 133V135H44V133L41 131ZM49 128V130L47 131V129ZM52 128V129H51ZM75 128V129H74ZM81 128V129H80ZM44 129V130H43ZM46 129V130H45ZM53 129H54V131H53ZM57 129V130H56ZM61 129H63V130H65V131H63L62 132V130ZM100 129H102V130H100ZM131 129H133L134 131H132ZM150 129H151V131H150ZM52 130V131H51ZM60 130V131H59ZM95 130H97V131H95ZM140 130V131H139ZM40 131V132H39ZM50 131V132H49ZM70 131H71V133H72V136L70 135L71 133H70ZM83 131V132H82ZM47 132V133H46ZM52 132H53V134H52ZM62 132V133H61ZM67 134V136H65V133ZM135 134H134V133ZM150 132V133H149ZM51 133V134H50ZM145 133H147V135L149 136V138L147 137L146 138V141H145V137L144 136H147ZM48 134V135H47ZM58 134V135H57ZM61 134V135H60ZM73 134H74V136H73ZM93 134V135H92ZM102 134V135H101ZM143 134H144V136H143ZM41 135L43 136L44 135V137L42 138L41 137ZM51 135H53L54 136V138H52V136ZM60 136L59 138L57 137V136ZM69 135V136H68ZM79 135V136H78ZM108 135V136H107ZM136 137H135V136ZM139 135V136H138ZM29 136V137H28ZM47 138H46V137ZM51 136V137H50ZM76 136H78V137H76ZM85 136V137H84ZM106 136V137H105ZM28 137V138H27ZM31 137V138H30ZM39 137H41V138H39ZM49 137V138H48ZM66 137H68L67 139H66ZM70 137V138H69ZM71 137H72V139H71ZM81 137V138H80ZM84 137V138H83ZM128 137V138H129ZM143 137V138H142ZM44 138H46V139H44ZM55 138H57L58 140H55ZM74 138H75V140H74ZM78 138H80L79 140H78ZM129 138V140L131 141V139ZM135 138V139H134ZM141 138H142V140H141ZM42 139L44 140V141H42ZM59 139H62L61 141H59ZM144 139V140H143ZM150 139V140H149ZM49 140V141H48ZM51 140H53V141H51ZM54 140H55V142L56 143H54ZM71 140H73L72 142H71ZM100 140L102 141V142H100ZM112 140V141H111ZM114 140V141H113ZM137 140V141H136ZM147 140H149L148 141V143H147ZM29 141V142H28ZM51 141V142H50ZM78 141V142H77ZM131 141V142H132ZM50 142V143H49ZM57 142H58V144H57ZM98 142V143H97ZM130 142V143H131ZM140 142H142V143H145L143 146H140L141 145V143ZM53 143V144H52ZM62 143V144H61ZM74 143V144H73ZM135 143H137V144H135ZM47 144V145H46ZM72 144V145H71ZM140 144V145H139ZM57 145V146H56ZM59 145V146H58ZM61 145V146H60ZM62 146H63V149H62ZM122 146V145H121ZM139 146V147H138ZM147 146V148H145ZM59 147V148H58ZM141 147V149H138V148H140ZM142 147L144 148L143 150H144V153H143V150H142ZM125 148V149H124ZM62 149V150H61ZM97 149V150H96ZM130 149L134 152H131L130 151ZM146 149V150H145ZM140 150V151H139ZM4 151H6L5 153H4ZM9 151V152H8ZM14 151V152H13ZM116 152V154H115V152ZM149 151V152H148ZM97 152V153H96ZM122 152H123V154H122ZM14 153V154H13ZM66 153H69V154H66ZM99 153V154H98ZM121 153V154H120ZM131 153H132V155L134 156H132L133 157V160H134V158H136V161H135V163L133 162V161H130V155H131ZM143 153V154H142ZM145 153H146V155H145ZM153 153V154H152ZM136 154V155H135ZM155 154V155H154ZM1 155V154H0ZM10 155H11V157H10ZM14 155V156H13ZM118 155H119V157H118ZM125 155V156H124ZM139 155V156H138ZM142 155V156H141ZM153 155H154V158H152L153 157ZM158 155V156H157ZM6 156V157H5ZM112 158H111V157ZM117 156V157H116ZM137 156V157H136ZM146 156H149V157H146ZM152 156V157H151ZM156 156V157H155ZM161 156V157H160ZM13 157H14V159H13ZM125 157V158H124ZM143 157H144V159H143ZM158 157V158H157ZM3 158V159H2ZM6 158V159H5ZM10 158V159H9ZM51 158V159H50ZM116 158V159H115ZM123 158V159H122ZM142 159V160H138V159ZM12 159V160H11ZM62 159V160H61ZM64 159V160H63ZM127 159V161H125ZM145 159H149V163H148V165H147V160H145ZM155 159V160H154ZM4 160V161H3ZM99 160V161H98ZM128 160H129V162H128ZM153 160V161H152ZM13 161V162H12ZM115 161V162H114ZM142 161V162H141ZM157 161V162H156ZM65 162V163H64ZM70 162H72V163H70ZM128 162V163H127ZM131 162H133V164H131ZM137 162V163H136ZM138 162H140V163H138ZM152 162V163H151ZM154 162H156V163H154ZM59 163H61V164H59ZM69 163V164H68ZM109 163V164H108ZM114 163V164H113ZM116 163H117V165H116ZM127 163V164H126ZM76 164V165H75ZM79 164V165H78ZM135 164H137V165H135ZM154 165V166H152V165ZM20 165V166H19ZM48 165V166H47ZM53 165H55V166H53ZM62 165V166H61ZM66 165V166H65ZM83 165V166H82ZM113 165H116V166H113ZM130 165H132V166H130ZM139 165V166H138ZM147 165V166H146ZM19 166V167H18ZM62 168H61V167ZM67 166H69V167H67ZM109 166V167H108ZM114 168H113V167ZM134 166V167H133ZM145 166V167H144ZM49 169H48V168ZM51 167H54V168H52L51 169ZM132 167H133V169H132ZM140 167H141V169H140ZM149 167V168H148ZM157 167V168H156ZM58 168H60V169H58ZM67 168V169H66ZM72 168H73V170H72ZM76 168V171L74 170ZM81 168V169H80ZM84 168V169H83ZM107 168V169H106ZM109 168H110V170H109ZM136 168H138V170L136 169ZM145 168V169H144ZM155 168V169H154ZM51 169V170H50ZM61 169H63V170H65L66 169V171L68 172L69 171V173H67L66 171L64 172L63 170H61ZM89 169V170H88ZM112 169V170H111ZM119 169V170H118ZM136 169V170H135ZM49 170V171H48ZM61 170V171H60ZM70 170L73 172L74 171V173L72 174V172H70ZM100 170V171H99ZM105 170V171H104ZM130 172H129V171ZM171 170L172 171H174V172H171ZM109 171H111V172H109ZM114 171V172H113ZM140 172V173H138V172ZM147 171V172H146ZM52 172V173H51ZM76 172V173H75ZM113 172V173H112ZM135 172V173H134ZM145 174H144V173ZM154 172V173H153ZM159 172V173H158ZM62 173H64L65 175H64V177H63V174ZM86 173V174H85ZM92 175H91V174ZM110 173V174H109ZM112 173V174H111ZM117 175H116V174ZM149 173V174H148ZM153 173V174H152ZM155 173H157L156 175V178H158V176L161 178H159L160 180L157 182V184H158V187H157V184H156V182L154 181V179L155 178H151V179H153L152 181H149L148 180V178H146V175H147V177L149 176V177H151L152 175H154ZM70 174V175H69ZM76 174H78V175H76ZM101 176H100V175ZM114 174V175H113ZM138 174V175H137ZM58 175H60V176H58ZM88 175V176H87ZM127 175H131V176H127ZM134 175V176H133ZM57 176V177H56ZM72 176V177H71ZM76 176V177H75ZM79 176V177H78ZM81 176H83V177H81ZM95 176V177H94ZM112 177V179L110 178V177ZM136 176H138V178L136 177ZM139 176H143L142 178H140ZM72 179H71V178ZM78 177V178H77ZM145 177V178H144ZM56 178H58V179H56ZM62 180H61V179ZM75 178V179H74ZM85 178V179H84ZM109 180L110 179V181H108L107 179ZM113 178H115V179H113ZM120 178H122V179H120ZM128 178V180L126 181V179ZM133 178V180H132V183H131V179ZM141 180H140V179ZM65 179V180H64ZM67 179V180H66ZM76 179L78 180V183H77V181H76ZM101 179V180H100ZM103 179V180H102ZM139 179V180H138ZM147 179V180H146ZM57 180V181H56ZM73 180H75V181H73ZM80 180V181H79ZM81 180H83V183H81ZM88 180V181H87ZM104 180H106L107 182H108V184H110V186H108V184H107V182H105ZM130 180V181H129ZM137 180V181H136ZM144 180V181H143ZM155 180H157V179H155ZM54 183H53V182ZM70 181H72V182H70ZM94 181V182H93ZM97 181V182H96ZM112 181V182H111ZM116 181V182H115ZM121 181L123 182V184L121 183ZM128 181L130 182V183H128ZM140 181V182H139ZM178 181H180V182H178ZM51 182H52V184H51ZM75 182V183H74ZM80 182V183H79ZM124 182H125V184H124ZM143 182V183H142ZM150 182H151V185H150ZM154 182V183H153ZM160 182H162V183H164L165 185H167V186H165L164 184L162 185V183L160 184ZM171 182V183H170ZM173 182V183H172ZM185 182V183H184ZM37 183V184H36ZM56 183V184H55ZM61 183V184H60ZM67 183V184H66ZM73 184V186L71 185V184ZM77 183V184H76ZM97 185H96V184ZM113 183H115V185L117 186V189H116V187H115V185L113 184ZM116 183H118V184H116ZM145 183V184H144ZM176 183V184H175ZM179 183V184H178ZM51 184V185H50ZM59 184V185H58ZM63 184V185H62ZM66 184V186H64ZM79 184V185H78ZM86 184V185H85ZM100 184V185H99ZM106 184V185H105ZM120 184H122V185H120ZM37 185V186H36ZM58 185V186H57ZM60 185H62V186H60ZM75 185L77 186L75 189H71L70 190V188H74L75 187ZM81 185H83V186H81ZM153 185V186H152ZM156 185V186H155ZM175 185V186H174ZM179 186V187H177V186ZM188 185H190V186H192V184H191V182L188 184ZM187 185V186H188ZM47 186H49V187H47ZM55 186V187H54ZM57 186V187H56ZM98 186V187H97ZM126 186V188H124V187ZM155 186V187H154ZM163 186H165V188H163ZM187 186L186 187H184V189H183V191L184 190H186L187 191V189H191V187L190 186H188V188H187ZM37 187V188H36ZM54 187V188H53ZM65 187V188H64ZM108 187V188H107ZM122 187V188H121ZM145 187H147V188H145ZM175 187H177V188H175ZM49 188V189H48ZM56 188H57V190H56ZM67 188V189H66ZM112 188V189H111ZM115 188V189H114ZM121 188V189H120ZM161 188V189H160ZM167 188V189H166ZM169 188V189H168ZM181 188V189H182ZM51 189V190H50ZM62 189L64 190V192L62 191ZM77 189V191H75ZM90 189V190H89ZM99 189V190H98ZM106 189V190H105ZM124 189V190H123ZM155 189H156V191L158 190V192L160 191L161 192V194H160V192L157 194L156 193V191H155ZM164 189V190H163ZM181 189H179L180 191H181ZM40 190V191H39ZM52 190H54V191H52ZM102 190V191H101ZM103 190H105V191H103ZM128 190V191H127ZM151 192H150V191ZM172 190V191H171ZM37 191V192H36ZM48 191V192H47ZM55 191H57V192H55ZM75 191V192H74ZM81 191L83 192V193H81ZM121 191L124 195H125V198H124V195L122 194L121 196H123V197H119L120 196V194L121 193H119V192ZM123 191H125V192H123ZM153 191V192H152ZM39 192V193H38ZM45 192V193H44ZM46 192H47V194H46ZM51 192V193H50ZM60 194H59V193ZM76 192H80V194L79 193H76ZM89 192V193H88ZM102 192V193H101ZM172 192V193H171ZM188 192V191H187ZM101 193V194H100ZM103 193L105 194V196H103ZM110 193H111V195H110ZM119 193V194H118ZM174 193V194H173ZM183 193H186V192H183ZM40 196H39V195ZM74 194V195H73ZM84 194H85V196H84ZM95 194V195H94ZM114 194V195H113ZM118 196H117V195ZM151 194H153L152 196H151ZM158 196H157V195ZM165 194H167V195H165ZM169 194V195H168ZM173 194V195H172ZM176 194V195H175ZM80 196V198H79V196ZM81 195H83V197L81 196ZM88 195H89V197H88ZM100 195V196H99ZM102 195V196H101ZM53 196V197H52ZM76 196V197H75ZM94 196V197H93ZM113 196V197H112ZM115 196H117L118 198H124L125 200L126 199H128L129 200V202L130 203H132L133 205V208H134V212L135 213H137L138 214V217H140V220L141 221H135L139 226L137 227L135 224L136 223H134V220L132 221V217H130V216H133L132 215V213H134L133 211H131V210H129V212L127 211L128 209L126 208V204H125V200L124 201H122V199L119 201V200H117V199H115L116 197ZM133 198H132V197ZM164 196V197H163ZM168 196H173V197H175V198H171V197H168ZM38 197H40V198H38ZM101 197V198H100ZM107 197V198H106ZM112 199H111V198ZM155 197V198H154ZM185 197V198H184ZM37 198V199H36ZM76 198V199H75ZM77 198H79V199H81V198H83V199H81V200H79V199H77ZM97 198V199H96ZM156 198H157V200H156ZM166 198V199H165ZM168 198H170V200L171 201H169V199ZM178 198V199H177ZM86 199H88V200H93L92 202H91V200L90 201H88V200H86ZM94 199H96V200H94ZM110 199V200H109ZM114 199V200H113ZM132 199V200H131ZM175 199V200H174ZM179 199H181V200H179ZM183 199H185V200H183ZM188 199V200H187ZM77 200V201H76ZM84 200V201H83ZM107 202H106V201ZM127 200V201H128ZM136 202H135V201ZM162 200V201H161ZM167 202H166V201ZM173 200V201H172ZM176 200H178V201H176ZM96 201V202H95ZM99 201H100V203H101V205L102 204H104V206L102 207L100 204H99ZM182 201V202H181ZM186 201H188V202H186ZM194 201V202H193ZM83 202H85V205H84V203ZM89 202V203H88ZM121 202H123V203H121ZM179 202V203H178ZM75 203H76V205H75ZM79 203H81V204H79ZM83 203V204H82ZM92 203H95V204H92ZM99 205H98V204ZM107 203H110V205L109 204H107ZM114 203V204H113ZM115 203H117V205L115 204ZM121 203V204H120ZM135 203H136V205H135ZM171 203V204H170ZM181 203V204H180ZM189 203V204H188ZM90 204H91V206H90ZM180 204V205H179ZM82 205V206H81ZM87 206V207H85L84 209L82 208V207H84V206ZM88 205H89V207H88ZM96 205V206H95ZM176 205V206H175ZM178 205V206H177ZM182 205V206H181ZM192 206V207H190V206ZM40 207V209H39V207ZM76 206V207H75ZM81 208H80V207ZM95 206V207H94ZM116 206V207H115ZM120 206V207H119ZM122 206H124L123 207V209H122ZM128 206V205H127ZM141 206V207H140ZM180 206V207H179ZM43 209H42V208ZM46 207V208H45ZM72 207H73V210H72ZM74 207H75V209H74ZM91 207V208H90ZM93 207H94V209H93ZM113 207V208H112ZM173 207V208H172ZM175 207V208H174ZM183 209H182V208ZM46 209V211H45V209ZM78 208V209H77ZM87 208L89 209L90 208V210L91 211H89V210H87ZM104 208V209H103ZM119 208V209H118ZM138 210H137V209ZM181 208V209H180ZM53 210L52 212L53 213H51V211L50 210ZM80 209V210H79ZM86 209V210H85ZM98 209V210H97ZM109 209L110 210H112V211H109ZM118 209V210H117ZM185 209H186V211H187V213H186V211H185ZM192 211H191V210ZM41 210H43V211H41ZM55 210V211H54ZM76 210H78L77 212H76ZM84 212V214L82 213V211ZM85 210V211H84ZM96 210V211H95ZM99 210H100V212L101 213H103V214H101L100 212H99ZM108 210V211H107ZM114 210V211H113ZM121 210V211H120ZM137 210V211H136ZM176 210V211H175ZM180 210V211H179ZM182 210V211H181ZM207 210V211H206ZM39 211V212H38ZM81 211V212H80ZM89 211V212H88ZM95 211V212H94ZM97 211H98V213H97ZM108 213H106V212ZM126 212V213H124V212ZM131 211V212H130ZM139 211V212H138ZM189 211H190V213H189ZM117 212H118V214H117ZM183 212V213H182ZM199 212V213H198ZM210 212V213H209ZM39 215H38V214ZM42 215H41V214ZM45 213V214H44ZM55 213V215L57 214L58 216L56 217L55 215H53ZM77 213V214H76ZM82 213V214H81ZM92 213H94V214H92ZM113 215H112V214ZM116 213V214H115ZM122 213H124V214H122ZM140 213V214H139ZM173 213V214H172ZM176 213V215H174ZM188 214V215H186V214ZM192 213V215L190 216L189 214H191ZM194 213V214H193ZM205 213V214H204ZM72 214V215H71ZM76 214V215H75ZM107 214V215H106ZM120 214H122V216L120 215ZM127 216H126V215ZM168 214V215H167ZM171 214V215H170ZM80 215V216H79ZM88 215V216H87ZM104 215H106V217L104 216ZM110 217H109V216ZM129 215V216H128ZM180 215V216H179ZM199 215H201V216H199ZM218 215V214H217ZM51 216H53V217H51ZM70 216H72V219H71V217ZM77 216H78V218H80V219H78L77 218ZM96 216H98V217H96ZM100 216V217H99ZM104 216V217H103ZM124 216L126 217V218H124ZM170 216V217H169ZM47 217V218H46ZM49 217H51V218H49ZM56 217V218H55ZM75 217V218H74ZM82 217V218H81ZM103 217V218H102ZM116 217V218H115ZM119 217H123L122 219L121 218H119ZM174 217V218H173ZM178 217H180V218H178ZM201 217V218H200ZM207 217V218H206ZM59 218V219H58ZM74 218V219H73ZM105 218V219H104ZM108 218H110V219H108ZM115 218V219H114ZM183 218V219H182ZM190 218V219H189ZM191 218L193 219V220H191ZM203 218V219H202ZM50 219H52L51 221H50ZM89 220V222L87 221V220ZM92 219V220H91ZM97 219H98V221H97ZM170 219V220H169ZM182 219V220H181ZM222 219V218H221ZM54 220V221H53ZM72 220V221H71ZM75 220V221H74ZM79 220H81V221H79ZM85 220V221H84ZM100 220H101V222H100ZM104 220L106 221V220H108V223H110V224H108L107 223V221H106V226H108L109 225V227L111 228V231L113 232V229L115 228V227H117V229L115 230V234H118V235H120L119 236V238L121 237V233H120V230L121 229H124L125 230V225H124V223L127 225L126 226V230L124 231V233H123V241L121 240L122 238H120V241H118L117 242V240L115 241V240H111V238L110 239H108L107 240V238H109V237H107V236H111V231L110 230H107V229H110L109 227L107 228L105 225H104ZM115 221V222H113V224H112V221ZM121 220V221H120ZM130 220V221H129ZM196 220V221H195ZM216 220V221H215ZM61 221H62V223H61ZM84 221V222H83ZM93 221H94V223H93ZM120 221V222H119ZM128 221V222H127ZM144 221V222H143ZM178 221H181V222H178ZM183 221V222H182ZM185 221H187V222H185ZM188 221H190V222H188ZM201 221V222H200ZM54 222V223H53ZM72 222V223H71ZM74 222V223H73ZM81 222V223H80ZM86 222V223H85ZM88 222V223H87ZM92 224H91V223ZM98 222H99V224H98ZM102 222H103V224H102ZM131 222H133L134 223V225L137 227H135L134 225H132V223ZM140 222L142 223V224H140ZM173 222V223H172ZM191 222H194V224L193 223H191ZM195 222H196V224H195ZM212 222V223H211ZM216 222H217V224H218V226H217V224H216ZM59 223V224H58ZM64 223V224H63ZM77 223V224H76ZM117 223H118V225H117ZM120 223H122L121 225H120ZM211 223V224H210ZM61 224H62V227L64 228V229H62V227H61ZM72 224V225H71ZM76 224V225H75ZM94 224V225H93ZM98 224V225H97ZM101 224L103 225L102 226V228H104V229H102L101 228ZM115 224V225H114ZM143 224H145V225H143ZM183 224H185V225H183ZM191 224H192V226H191ZM199 224H201V225H199ZM60 225V226H59ZM85 225V226H84ZM91 225V226H90ZM92 225H93V227H95V228H93V230H91L92 229ZM111 225H113V229H112V226ZM120 225V226H119ZM124 226V228L122 227L121 228V226ZM141 225L143 226V228L141 227ZM188 225H190V226H188ZM197 225V226H196ZM51 226H52V228H51ZM130 226V227H129ZM157 228H156V227ZM178 228H177V227ZM53 227H58L57 229L56 228H54V231H52V229H53ZM61 229H60V228ZM87 227V228H86ZM91 227V228H90ZM99 227L103 230H97V229H99ZM119 227V228H118ZM132 227V228H131ZM136 229H135V228ZM139 227H141L140 229H139V231H138V228ZM144 227H145V229H144ZM155 229V231H157V232H155L154 233V230L152 229ZM184 227H185V229H184ZM207 227V228H206ZM216 227H218L217 229H216ZM220 227V228H219ZM77 228L78 229H80L79 231H80V233H77V232H79L78 230H77ZM106 228V229H105ZM121 228V229H120ZM160 228V229H159ZM190 228V229H189ZM202 228V229H201ZM210 228V229H209ZM66 229H67V232H66ZM84 229V230H83ZM133 231H132V230ZM179 229V230H178ZM188 229V230H187ZM194 229V230H193ZM224 229V228H223ZM232 229V231L233 230H235V228L233 227V228H231ZM237 229V228H236ZM55 230H58L57 231V235L55 234ZM65 230V231H64ZM75 230V231H74ZM118 230H119V233H117L118 232ZM130 230V231H129ZM134 230H137V232L136 231H134ZM145 230H146V233H145ZM148 230V231H147ZM160 230V231H159ZM162 230V231H161ZM190 230V231H189ZM193 230V231H192ZM238 230V229H237ZM62 231H64L63 233H62ZM73 231V232H72ZM77 231V232H76ZM88 231H94V232H89L88 233ZM97 231V232H96ZM104 231H109L110 232V234H107V233H105V235H104ZM122 231V230H121ZM141 231V232H140ZM142 231H143V233H142ZM153 231V232H152ZM159 231V232H158ZM185 231H187V233L185 232ZM204 231V232H203ZM215 231V232H214ZM224 231V230H223ZM53 232V233H52ZM66 232V233H65ZM72 232V233H71ZM76 232V233H75ZM102 232H103V234H102ZM108 232V233H109ZM126 232V233H127ZM130 232V233H129ZM131 232H133L132 234H131ZM134 232H136V233H134ZM150 232H152V233H150ZM181 232V233H180ZM190 232V233H189ZM193 232V233H192ZM212 232V233H211ZM213 232H214V234H213ZM58 233H59V235H58ZM73 233H74V235H73ZM91 233V234H90ZM137 233H139L138 235L139 236H137ZM162 233V234H161ZM184 233V234H183ZM220 236L219 238L217 237L218 235ZM220 233V234H219ZM233 233H234V235H236V234H238V232H236V230L235 231H233ZM64 235V237L65 238H63V239H65V240H60V235ZM65 234H67V235H65ZM69 234V235H68ZM135 234V235H134ZM142 234V235H141ZM149 234V235H148ZM151 234V235H150ZM153 234H155V235H153ZM183 234V236H181ZM186 234V236H184ZM187 234H189L190 235V237L189 236H187ZM196 234V235H195ZM56 235V236H55ZM85 235V236H84ZM87 235V236H86ZM93 235H94V237H93ZM101 235H103V236H101ZM165 235V237L163 238V236ZM57 236H59V238L57 239ZM81 236V237H80ZM84 236V237H83ZM89 236V237H88ZM124 236H125V238H124ZM133 236H134V238H133ZM143 236H147V237H143L144 239H142V237ZM155 236H156V238H155ZM158 236V237H157ZM162 236V237H161ZM178 236V237H177ZM194 236V237H193ZM216 236V237H215ZM222 236V237H221ZM56 237V238H55ZM70 237V238H69ZM101 237V238H100ZM107 237V238H106ZM136 237H138V238H136ZM140 237V238H139ZM174 237V238H173ZM186 237H189V239L188 240H186ZM192 237V238H191ZM50 238V239H49ZM69 240H68V239ZM81 238H83V239H81ZM91 238H92V240H91ZM98 238V239H97ZM103 238V239H102ZM135 238H136V240L137 239H141L140 241L141 242H139V240H135ZM149 238V239H148ZM176 238V239H175ZM215 239V240H213V239ZM67 239V240H66ZM73 239V240H72ZM81 239V240H80ZM88 239V240H87ZM96 239H97V241H96ZM172 239H173V241H172ZM186 240V242H184L185 240ZM193 239H195L194 241H193ZM212 239V240H211ZM217 239H219V243L220 244H218V240ZM221 239V240H220ZM36 240V241H37ZM45 240V241H44ZM57 240H59L60 242H58ZM72 242H71V241ZM78 240V241H77ZM96 241V242H94V241ZM102 240V241H101ZM104 240V241H103ZM110 240H111V243H110ZM161 240H163V241H161ZM189 240H191V241H189ZM198 240V241H197ZM217 240V241H216ZM48 241V242H47ZM51 241V242H50ZM65 241V242H64ZM76 241H77V243H76ZM81 241H85V242H87L86 244H85V242H81ZM101 241V243H99ZM121 241H122V243L123 242H126L124 245L123 244H121ZM146 243H145V242ZM148 241H149V245H148ZM159 243H158V242ZM189 241V242H188ZM216 241V242H215ZM40 242L42 243V244H40ZM63 242V243H62ZM79 242H80V244H79ZM113 242H114V244H113ZM120 242V243H119ZM173 242V243H172ZM188 242V243H187ZM47 243V244H46ZM49 243V244H48ZM70 245H69V244ZM82 243H83V245H82ZM95 243V244H94ZM103 243H104V245H103ZM154 243V244H153ZM161 243V244H160ZM213 243L215 244L214 246H213ZM46 244V245H45ZM52 244V245H51ZM55 244V245H54ZM84 244H85V246H84ZM87 244H88V246L89 245H91V246H89V248L87 247ZM97 244V245H96ZM100 244V245H99ZM106 244V245H105ZM117 244H118V246H117ZM157 244H159V246L157 245ZM184 244V245H183ZM223 246H222V245ZM1 245V244H0ZM44 245V246H43ZM67 245V246H66ZM71 245H73V246H71ZM107 245H109V246H107ZM157 247H155V246ZM210 245V246H209ZM236 247H235V246ZM52 246V247H51ZM56 248H55V247ZM61 246V247H60ZM69 246H71V248L73 249V251H72V249L71 248H69ZM84 247L83 249L82 248H79V247ZM97 246V248L95 249V247ZM99 246V247H98ZM101 246V247H100ZM110 248L109 250H108V248ZM127 246V245H126ZM126 246H124V247H126ZM148 246V247H147ZM151 246V247H150ZM181 246H182V248H181ZM184 246V247H183ZM0 247H2V248H0V264H17L16 263V261H15V259H14V251L13 250H11V249H8V248H6L5 249V247H3V246H0ZM45 247V248H44ZM47 247V248H46ZM48 247H50L49 249H48ZM58 247H59V249H58ZM74 247V248H73ZM91 247V248H90ZM105 247V248H104ZM171 247H173L172 249H171ZM175 247H176V249H175ZM179 247V248H178ZM189 247V249H186V248H188ZM220 249H219V248ZM223 247V248H222ZM237 247H239L238 249H234V248H237ZM65 248H67V249H65ZM120 248V249H119ZM142 248H144V249H142ZM149 248H151V249H149ZM160 250H159V249ZM210 248V249H209ZM217 248H218V250H217ZM2 249V250H1ZM42 249V250H41ZM65 249V250H64ZM69 249V250H68ZM75 249V250H74ZM79 249V250H78ZM88 249H91L90 251L88 250ZM93 249V250H92ZM98 249V250H97ZM104 249H106L105 251H106V253H104ZM120 251H119V250ZM147 251H146V250ZM157 249V250H156ZM168 250V252H166L165 253V251H167ZM187 251H189L188 253L186 252V250ZM214 249V250H213ZM226 249V250H225ZM34 250V251H33ZM44 250H45V252H44ZM47 250V251H46ZM53 250V251H52ZM56 250V251H55ZM57 250H59V251H57ZM62 250H64V252H66L67 250V252H66V254H64L63 253V251ZM84 250V251H83ZM85 250H87V251H85ZM99 250H101V252H99ZM112 250V251H111ZM144 250L146 251V252H152L151 254L152 255H150V253H148L149 255H150V257L148 258V255H147V253L146 252H144ZM151 250V251H150ZM154 250V251H153ZM174 251V250H176L177 251V253H176V251H174V252H172V251ZM185 250V251H184ZM213 250V251H212ZM217 252H216V251ZM224 250V251H223ZM228 250H230L229 252H228ZM32 251V252H31ZM50 251H51V253H50ZM81 253H80V252ZM93 253H92V252ZM97 251H98V254L100 255V256H102V257H99V255L97 254ZM108 251H111V252H108ZM125 251V252H124ZM164 251V252H163ZM221 253H220V252ZM5 252V253H4ZM34 252H36V253H34ZM44 252V253H43ZM58 254H57V253ZM68 252H72V254H70V253H68ZM73 252H74V254H73ZM78 254H77V253ZM89 252H90V254H89ZM123 252H124V254H123ZM163 252V253H162ZM187 253V254H185V253ZM208 252V253H207ZM212 252V253H211ZM239 252H241V251H239ZM34 253V254H33ZM41 253V254H40ZM48 253V254H47ZM55 255V257H54V255ZM76 253V254H75ZM84 253V254H83ZM85 253H87V254H85ZM100 253H103V254H100ZM114 255H112V254ZM119 253V254H118ZM158 253V254H157ZM176 253V255H174ZM184 253V254H183ZM226 253V255H224ZM230 253H232V254H230ZM31 254H33V255H31ZM53 255V257L52 258H50L49 259V257H51L52 255ZM97 254V255H96ZM115 254H116V256H115ZM144 254H146V256H147V259H148V262L146 263L145 261V259H146V256H144ZM157 254V257H155V255ZM178 254V255H177ZM189 254V255H188ZM35 255V257H32V256H34ZM42 255V256H41ZM46 257H45V256ZM58 255V256H57ZM84 255V257H81V256H83ZM86 255H88V256H86ZM90 255H92V256H90ZM110 255V256H109ZM111 255L114 257L113 258V260H112V258H111ZM128 257H130L129 259L130 260H128L127 258V256ZM167 255V256H166ZM187 255V256H186ZM216 255H217V257L219 258V260H218V258H216ZM228 255V256H227ZM67 256V257H66ZM79 256V257H78ZM96 256V257H95ZM124 256H126V257H124ZM152 256V257H151ZM161 256V258H159ZM168 256H169V259H168ZM172 256V257H171ZM187 257V258H185V257ZM226 256V257H225ZM229 256H231V257H229ZM64 259H63V258ZM81 257V258H80ZM85 257H87V259H85ZM92 257V258H91ZM106 257H109L108 259L106 258ZM124 257V258H123ZM154 257V258H153ZM166 257V258H165ZM191 257V258H190ZM210 257V258H209ZM227 258V259H223V258ZM33 258H34V260H33ZM36 258V259H35ZM38 258V259H37ZM43 258V259H42ZM46 258H48V259H46ZM57 258V259H56ZM59 258V259H58ZM71 258V259H70ZM77 258V259H76ZM96 259V260H94V259ZM99 258V259H98ZM132 258V259H131ZM143 258H144V261H143ZM156 258V259H155ZM190 258V260H192V258H193V260H192V262L189 260V262H188V260L187 259H189ZM208 258V259H207ZM228 258H229V261H228ZM233 260H231V259ZM41 259H42V261H41ZM60 259H62V260H60ZM67 259H68V262H67ZM74 259V260H73ZM78 259H80V260H78ZM85 259V260H84ZM92 259V260H91ZM102 259V260H101ZM111 259V260H110ZM125 259L126 260H128V261H125ZM135 261H134V260ZM153 259V260H152ZM161 259V260H162ZM185 259V260H184ZM49 260V261H48ZM70 260V261H69ZM89 260H90V262H89ZM98 260V261H97ZM133 260V261H132ZM156 260V261H155ZM174 260L175 259H173V263H174ZM180 260H182L181 262H180ZM186 260H187V262H186ZM37 261V262H36ZM45 261H46V263H45ZM56 261V262H55ZM60 261L62 262V263H60ZM93 263H92V262ZM124 261V262H123ZM158 261V262H157ZM194 261V262H193ZM219 261V262H218ZM221 261V262H220ZM236 261V262H235ZM240 261H242V262H240ZM138 262V264H140ZM156 262V263H155ZM183 262V264H185ZM227 262H229V263H227ZM224 263V264H225ZM175 264V263H174ZM251 264H253V263H251Z\"/></svg>","mask_w":264,"mask_h":264},{"label":"crops","instance_id":"obj_3","mask_svg":"<svg viewBox=\"0 0 264 264\" xmlns=\"http://www.w3.org/2000/svg\"><path fill=\"white\" fill-rule=\"evenodd\" d=\"M7 163L8 162H2L0 164V244H2L1 246L4 245L5 248H8V249H11V250L14 251V259H15V261H16L17 264H29L30 254L27 252V250H32V249L36 248V246H37V248L40 247V245L38 244L39 241L38 240L36 241V238H35L36 235H34V234L37 231V234L39 233L40 235H43L42 237L40 235H37L38 236V239L39 238L42 239L45 236H47V232H48V229L47 228H49V225H48L49 223H48V221H46L45 219H43L45 221L44 222L43 220H41V218H38V221L36 222V219L34 217L35 216V208H36L35 205H36V203H35V201H33V200H35V199H33V198H35V183H34V179H33L34 177H33V175H30L29 171H26V172H23L21 176H17V174L14 171L17 168V165H15V164H13L11 162L8 163V164ZM12 172H13V175L15 177L12 175ZM2 179H4V181H8V182H4V181H2ZM11 181H13V182H11ZM12 183H14V184H12ZM24 184L26 185V187L24 186ZM29 184L32 185V186H30L31 188L28 186ZM1 186L4 187V188H2ZM32 188H33L34 191L32 190ZM4 189H6V190H4ZM7 190H8V192L10 194L7 192ZM17 191H19V192H17ZM13 193H15V194L17 193V194L15 195ZM12 194L15 197H17V198H15ZM6 195H9V196L12 195V196L8 197ZM18 196H19V198H18ZM12 197H14V199ZM27 197H28V199H27ZM29 198H31V201L32 202L30 201ZM10 199L11 200H14V201L11 202ZM25 202H26V204H24ZM6 204H8V205L6 206ZM28 205H31L32 207H30ZM23 208H25V209H23ZM32 208H34L33 209L34 211H32ZM28 218H30V219H28ZM42 221H43V223H40ZM1 222L2 223L4 222V223L2 224ZM5 224H6V226H4ZM46 225H48V226L46 227ZM32 228H33V230H32ZM2 229H4L3 232H2ZM43 231H45V233ZM44 234H45V236H44ZM27 238H31V239H28L27 240ZM60 239L63 240L62 237H60ZM13 240H14V242H13ZM11 243H12V245H11ZM18 243H21V244H18ZM21 245H24V246H21ZM30 246H31L32 249L29 248Z\"/></svg>","mask_w":264,"mask_h":264}]
</instances>
